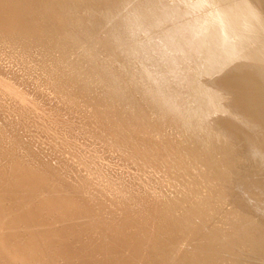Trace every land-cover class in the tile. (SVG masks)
I'll list each match as a JSON object with an SVG mask.
<instances>
[{"label":"bare ground","instance_id":"6f19581e","mask_svg":"<svg viewBox=\"0 0 264 264\" xmlns=\"http://www.w3.org/2000/svg\"><path fill=\"white\" fill-rule=\"evenodd\" d=\"M129 2H130V0H128ZM133 1H135V0H133ZM141 1H143V0H141ZM183 1V0H182ZM184 1H186V0H184ZM196 1V0H195ZM198 1V0H197ZM196 1V2H197ZM229 1H232V0H229ZM239 1V0H238ZM129 2H128V4H129ZM146 2V3H145ZM187 2V1H186ZM185 2V3H186ZM190 2V1H189ZM189 2H187V3H189ZM191 2L192 3H194L192 0H191ZM204 2H205V0H204ZM223 2H227V0L226 1H224L223 0ZM153 3V4H152ZM187 3H186V5H183L182 7L184 8V6L186 7L187 6ZM235 3H236V1H235ZM242 3V2H241ZM240 3V4H241ZM205 4V3H204ZM222 4H224V3H221V5ZM226 4V3H225ZM232 4H234V1H233V3H230V5H232ZM236 4H239V3H236ZM240 4L238 5V6H240ZM126 5V6H125ZM198 5H200V4H198ZM188 6H190V4H188ZM192 7L194 6V5H191ZM190 6V7H191ZM200 6H202V5H200ZM199 6V7H200ZM223 6V5H222ZM227 6H229V3L227 4ZM233 6L234 5H232L231 6V8H233ZM236 7H237V5H235ZM195 7H196V5H195ZM194 7V8H195ZM225 7V6H224ZM133 8L135 9V10H133ZM139 8V9H138ZM182 8V9H183ZM196 8H198V6L196 7ZM195 8V9H196ZM226 8V7H225ZM132 9V10H131ZM138 9V11L136 12V10ZM181 9V10H182ZM199 9V8H198ZM197 9V10H198ZM239 10V9H238ZM143 13H142V12ZM232 11H234V10H232ZM129 12H130V14H129ZM217 12V11H216ZM242 11H240V12H238V15L241 13ZM244 13V12H243ZM243 13H241V15L242 16H244V14ZM246 13V12H245ZM217 15H215L216 17H218V13H216ZM247 14V13H246ZM138 15H140V16H138ZM220 15H222L221 13H220ZM219 15V16H220ZM230 15V14H229ZM237 15V14H236ZM237 15V16H238ZM240 15V16H241ZM127 16H128V19H130L131 20V24H129V23H127L128 22V20H127ZM166 10H164V5H163V3H162V1L161 0H155V1H151V2H149V0L148 1H146V0H144V2H143V4L142 3H138V2H136L135 1V4H133L132 3V6H127V2H126V0H0V57H1V53H4L5 51H7V52H5V53H10V56L12 55V56H15V55H13V54H16L17 55V57H18V61L20 62L21 60H20V57L22 56L23 57V55L25 56V58L23 57V59H26L25 60V63H24V68L23 69H25V66H27V68L26 69H32L31 71H35V73L36 72H38L39 73V75L41 74V76L42 75H45L46 76V78L48 77L49 79H50V84L52 83V84H55V85H50V87H52V89H53V87L54 86H56V87H58V90H59V92H60V94H61V92H63L64 90V88L65 87H70L69 89H73L74 87H76L75 89H73V91H75L77 88V90L78 91H80V89L82 90V91H80V92H76V93H78V94H75L76 96L78 95V97L79 98H81L82 99V101H80L79 99H76V100H79V102H85L86 103V101H87V103L90 105V106H93L94 108H101L102 110H99V109H97V111L99 110L100 112H98V113H100V114H102L104 111V114H103V120H106V119H104L105 118V115H106V117H108V120L107 121H109V120H111L114 116L116 117V115L118 114L119 115V113L116 111V110H118L119 111V109L118 108H123V107H118L117 109L115 108V107H117L116 105H115V107H113L114 106V104L116 103V99H118V98H121L123 95L120 93V92H122V91H120V90H122V88L123 87H127L125 84L126 83H133V81H139V80H143V78H141V77H144V76H142L141 75V79L139 78H137V79H135V80H133L132 81V77L131 76H133V71L131 72L132 74L130 75V69H133L132 67H133V65H134V63L136 62L135 61V59L136 60H139V58L141 57V55H139L138 57V59L135 57V59H134V54L137 52V50H139L140 52H141V54L143 55V53H144V49H147L146 51H156V50H158V49H156L157 47V44H155L154 46H152V43L151 44H148V45H144V48H143V46H140V44L138 45V39H140V40H142V36H143V39L144 38H146V36H144V33H146V32H153V30H155V29H150V30H146L145 32L143 31V28H150V27H154L155 25H157V23H158V25H160L159 23L161 22V20H163V19H166ZM235 16V15H234ZM236 16V18H238ZM242 16H241V18H242ZM130 17V18H129ZM221 17V16H220ZM227 17V15L226 16H224L223 15V18H226ZM230 17V16H229ZM245 18H243V19H245V21H247L246 20V16H244ZM222 18V19H223ZM228 18V17H227ZM240 18V17H239ZM238 18V19H239ZM241 18L239 19V20H237L235 23L237 24V25H239L238 23H240V22H242V21H240L241 20ZM168 19V18H167ZM231 19V18H230ZM242 19V20H243ZM218 20H219V18H218ZM221 20V19H220ZM232 20V19H231ZM235 20V18L232 20V22ZM127 21V22H126ZM165 21V20H164ZM225 21H229V19L228 20H225ZM124 22H126L125 24H124ZM130 22V21H129ZM172 22V21H171ZM227 22H225L226 24H228ZM165 23H166V21H165ZM169 24H170V22H168ZM174 24L176 23V21L175 22H173ZM173 23H171V25L169 26V27H171L172 28V26L174 27L175 25H173ZM229 23H231V21L229 22ZM243 23H245V22H243ZM243 23L241 24V25H243ZM248 23V22H247ZM124 24V25H123ZM155 24V25H154ZM162 24V23H161ZM167 24V23H166ZM169 24H167V25H169ZM235 24V25H236ZM158 25H157V27H158ZM229 25V24H228ZM231 25H233L232 23H231ZM163 26V25H162ZM210 26L211 25H209L208 26V28H210ZM143 27V28H142ZM167 27V26H166ZM203 27V26H202ZM202 27H201V29H202ZM242 27V26H241ZM240 27V28H241ZM244 27V26H243ZM165 28V27H164ZM177 28V27H176ZM175 28V29H176ZM179 28V27H178ZM205 28V27H204ZM203 28V29H204ZM208 28H207V30H208ZM232 28H234V29H237L234 25H233V27ZM231 28V29H232ZM238 28H239V26H238ZM240 28H239V30H240ZM157 29V28H156ZM169 28H166V31L168 30ZM173 29V28H172ZM200 29V30H201ZM212 29V28H211ZM152 30V31H151ZM174 30V29H173ZM173 30H168V34L166 33V31H164V32H162V34H161V37L160 36H157V37H160L159 38V40L157 41V42H161L162 43V46L160 45V49H163L161 52L165 55V54H167V52L169 51H172L171 50V46H170V43H169V41L171 42V40H168V36L170 35H172L171 34V32L173 31ZM233 30V29H232ZM162 31H163V29H162ZM180 31V30H179ZM211 31V30H210ZM209 31V32H210ZM235 31V30H234ZM160 31H158V33L157 34H155V33H153V34H155V35H158V34H160L159 33ZM177 31H175L174 32V34L176 33ZM233 32V31H232ZM236 32H237V34H238V31L236 30ZM240 32H241V30L239 31V34H240ZM178 33V32H177ZM181 33V32H180ZM201 33V32H200ZM208 33V32H207ZM234 33V32H233ZM143 34V35H142ZM148 33H146V35H147ZM182 34V33H181ZM210 34V33H209ZM236 35V34H235ZM242 35V34H241ZM240 35V36H241ZM153 36V35H152ZM169 36V37H170ZM173 36V35H172ZM175 37L177 36L176 34L174 35ZM179 36V35H178ZM186 37H187V35H185ZM240 36H239V38L238 39H240ZM156 37V38H157ZM202 37V36H201ZM200 37V38H201ZM242 37V36H241ZM180 38V37H179ZM194 38V37H193ZM209 38H212V37H209ZM208 38V39H209ZM148 39H149V37H148ZM161 39V40H160ZM174 39V38H173ZM177 39V38H176ZM180 39H182V38H180ZM180 39H178V40H180ZM205 39H206V37H205ZM222 39V38H221ZM223 39H225V38H223ZM241 39H243V37L241 38ZM139 40V41H140ZM147 40V39H146ZM195 40L196 39H194V42H195ZM199 40H201V39H199ZM210 40V39H209ZM208 40V41H209ZM228 40V39H227ZM226 40V43L225 44H227V41ZM237 39H235V41H236ZM175 41V40H174ZM173 41V42H174ZM183 41H185V40H183ZM182 40H181V42H183ZM189 41V40H188ZM207 41V42H208ZM213 41V40H212ZM214 41H217V40H214ZM213 41V43H215ZM220 41H223V40H220ZM225 41V40H224ZM231 41V40H230ZM242 41V40H241ZM143 42V41H142ZM173 42H171V44H174ZM176 42V41H175ZM179 42V41H178ZM175 43L176 45H179V43H181V42H179V43ZM193 41H191V42H189L191 45H193V43H194ZM199 42H201V41H199ZM233 42V41H232ZM232 42H231V44H232ZM236 42H238V40L236 41ZM236 42H235V44H236ZM144 43V42H143ZM146 43H148V40L146 41ZM150 43V42H149ZM165 43V44H164ZM224 43V42H223ZM222 43V44H223ZM229 43V42H228ZM245 43H246V41H245ZM248 43V42H247ZM145 44V43H144ZM183 44H185V43H183ZM216 44L218 45V43L216 42ZM215 44V45H216ZM241 44V43H240ZM243 44V43H242ZM249 44V43H248ZM247 44V45H248ZM158 45H159V43H158ZM182 45V44H181ZM181 45H180V47L179 48H183L184 47V45H183V47H181ZM188 45V44H187ZM202 45V44H201ZM215 45H212V47L213 46H215ZM221 45V44H220ZM224 45V44H223ZM222 45V47H224ZM239 45V44H238ZM252 45V44H251ZM174 45H172V47H173ZM200 46V45H199ZM226 47L228 46V45H225ZM229 46H230V44H229ZM233 46V44L231 45V47ZM241 45H239V46H237V48H238V50L237 51H239V47H240ZM243 46V45H242ZM242 46H241V48H242ZM246 46V45H245ZM147 47V48H146ZM178 47V46H177ZM187 47V46H186ZM193 47H194V45H193ZM196 47V46H195ZM218 47V46H217ZM219 47H221V46H219ZM249 47V46H248ZM251 47V46H250ZM254 47V46H253ZM159 48V47H158ZM200 48V47H199ZM198 48V49H199ZM216 48V47H215ZM240 48V49H241ZM256 48V47H255ZM173 49V48H172ZM193 49V48H192ZM196 49V48H195ZM219 49V48H218ZM229 49V48H228ZM228 49H227V51H228ZM235 49H236V45H235ZM182 50V49H181ZM181 50H178V51H181ZM184 50V49H183ZM197 50V49H196ZM211 50H213V49H211ZM220 51H221V48L219 49ZM217 51V49H216V52L215 53H217L218 52V54H220L219 52L220 51ZM223 50H226V49H224L223 48ZM230 50V49H229ZM242 50V49H241ZM240 50V51H241ZM145 51V52H146ZM165 51H167L166 53H165ZM199 51H201V50H199ZM239 51V52H240ZM152 52V53H153ZM161 52H159V55H160V53ZM174 52V51H173ZM184 53H185V50L183 51ZM212 52V51H211ZM214 52V51H213ZM212 52V53H213ZM225 52V51H224ZM231 52H232V50H231ZM233 52H234V50H233ZM232 52V53H233ZM247 52V51H246ZM246 52H244L243 51V53H245L246 54ZM251 52H252V49H251ZM156 53V52H155ZM172 53V52H171ZM170 53V54H171ZM175 53V52H174ZM177 53V52H176ZM188 53V52H187ZM214 53V55L215 56H217L216 54ZM235 53L237 54V55H239L237 52H234L233 54H234V56H236L235 55ZM249 52H247V54H248ZM138 53H136V55H137ZM140 54V53H139ZM151 54V53H150ZM154 54V53H153ZM191 54V53H190ZM211 54V53H210ZM226 54V53H225ZM240 54H242V53H240ZM246 54V55H247ZM253 54H254V52H253ZM148 55V54H147ZM157 55V54H156ZM174 55V54H173ZM177 55H180V54H177ZM176 55V56H177ZM184 55V54H183ZM182 55V56H183ZM187 55H189V54H187ZM200 55V54H199ZM214 55H212V57L214 56ZM229 55V54H228ZM251 55V54H250ZM249 55V56H250ZM7 56H9L8 54H5V57L4 58H7ZM153 56V58H154V55H152ZM151 56V57H152ZM161 56V55H160ZM170 56H172V55H170ZM185 56V55H184ZM194 56V55H193ZM202 55H200V56H198V57H201ZM214 56V57H215ZM219 56V55H218ZM217 56V57H218ZM225 56V55H224ZM223 56V57H224ZM231 56V55H230ZM240 56H242V55H240ZM150 57V58H151ZM162 57H163V55H162ZM161 57V58H162ZM166 59L169 57V55L168 56H164ZM178 57V56H177ZM181 57V56H180ZM187 57V56H186ZM189 57H192L191 55L189 56ZM187 58V59H190V58ZM194 57H197V54L194 56ZM197 57V58H198ZM211 57V56H210ZM222 58V56H219L218 58ZM229 56H227V57H225L227 60L229 59V58H231V57H229ZM237 57V56H236ZM236 57H233V59L235 58L236 59ZM9 58V57H8ZM15 58H16V56H15ZM14 58V59H15ZM158 58H159V56H158ZM158 58L156 57V60H157V62H158ZM161 58H159V59H161ZM171 58V57H170ZM196 58V59H197ZM225 58L223 59V60H225ZM10 59H12V57L10 58ZM10 59H8V62H10L9 60ZM17 59V58H16ZM22 59V60H23ZM144 59V58H143ZM143 59H141V60H143ZM166 59H164V60H166ZM193 58H191L190 60H192ZM195 59V58H194ZM194 59H193V61H194ZM198 59H200V58H198ZM242 59V58H241ZM3 60V59H2ZM7 61V59H4L3 61ZM13 60V59H12ZM171 60V59H170ZM186 60V59H185ZM185 60H184V62H185ZM231 60V59H230ZM2 61V64L4 63ZM16 61V60H15ZM134 61V62H133ZM140 61V60H139ZM139 61H138V63H137V65L139 64ZM155 61V60H154ZM161 61V60H160ZM168 61V60H167ZM196 62H197V64L196 65H199V64H202V62L200 61V63L198 64V61L199 60H195ZM194 61V62H195ZM237 61H239V60H237ZM243 60H241V62H242ZM17 62V61H16ZM16 62L14 63V64H16ZM24 62V61H23ZM132 62H133V65H132ZM141 62H143V61H141ZM153 61H152V59H151V63H152ZM189 62V61H188ZM193 62V64L195 65V63ZM227 62V61H226ZM231 62H233L232 60H231ZM234 62H235V60H234ZM13 62H11V64H12ZM136 63H135V65H136ZM150 63V60L148 61V64ZM154 63L155 64H157L156 66L154 65ZM161 63L162 62H160V65H161ZM163 63H164V61H163ZM162 63V64H163ZM171 63V64H170ZM170 65H172V62L170 61ZM183 63V62H182ZM192 63V62H191ZM190 63V64H191ZM221 63H223V62H221ZM220 63V64H221ZM229 63H230V61L228 62V63H226V64H228L229 65ZM2 64H0L1 66H2ZM8 64V63H7ZM10 64V65H11ZM158 64L159 63H156V62H153V64H151V65H154V67H155V69H154V67L152 68V66L151 67H149V68H151L152 70L150 71V69H149V71H148V68H147V71L151 74V75H149V76H151V78H153V79H151V80H155V81H158V82H160L161 84H162V82H163V84H164V82L165 83H167L165 80L163 81V78L160 76V75H162V74H160V71L162 70L161 68H159L158 67ZM165 64V63H164ZM167 64H168V62H167ZM169 64H168V70H169ZM178 64V63H177ZM205 64V63H204ZM204 64H202L203 66H205V68H206V66H209L210 64L209 63H207L206 65H204ZM219 64V65H220ZM223 64H225V62L223 63ZM225 64V65H226ZM231 64V63H230ZM233 64V63H232ZM236 64H237V62H236ZM241 63H239L238 64V66L240 65ZM4 66H5V64H3ZM17 65V64H16ZM16 65H15V67H16ZM22 65H23V63H22ZM189 65V64H188ZM195 65V66H196ZM224 65V66H225ZM234 65V64H233ZM233 65H230L231 67H233ZM243 65H245V63L244 64H242V66ZM0 66V70L1 69H3L2 67ZM3 66V67H4ZM6 66H9V65H6ZM6 66H5V68H6ZM12 66V65H11ZM132 66V67H131ZM139 66H141V67H143V65H138V67ZM150 66V65H149ZM167 66V65H166ZM173 66H174V63H173ZM172 66V67H173ZM179 66H181V65H179ZM195 66H194V68H195ZM202 66V67H203ZM223 65L221 66V67H224ZM241 66V67H242ZM14 67V66H13ZM17 67H18V65H17ZM19 67H20V65H19ZM18 67V69L19 70H22L21 68H19ZM136 69L135 70H137V67L136 66H134ZM160 67H162V66H160ZM176 67V66H175ZM174 67V68H175ZM178 67V66H177ZM197 67V66H196ZM201 67V68H202ZM220 67V66H219ZM226 67V66H225ZM235 67H236V65H235ZM240 67V66H239ZM241 67H240V69H241ZM8 68V67H7ZM161 69L160 71L159 70H157V69ZM164 68V67H163ZM166 68V67H165ZM164 68V69H165ZM167 68H166V70L165 71H167L168 72V70H167ZM171 68V67H170ZM180 68L182 69V67H179V70H180ZM197 68H199V67H197ZM209 68H210V66H209ZM216 68V67H215ZM214 68V69H215ZM227 69H228V67H226ZM230 68V67H229ZM237 68V67H236ZM244 68H246V67H242V70H244ZM9 69H10V66H9ZM9 69H8V71L7 70H5L6 71V76L8 75L9 76V73H10V75L12 76L13 74H11V70H10V72H9ZM18 69H16V70H18ZM25 69V70H26ZM139 69V68H138ZM177 69V68H176ZM183 69H184V66H183ZM182 69V70H183ZM188 69V68H187ZM187 69H186V71H187ZM212 69H213V67L212 68H210V70L212 71ZM213 69V70H214ZM225 69V68H224ZM258 69V68H257ZM262 69H264V68H262ZM141 70V69H140ZM144 70H146V69H144ZM171 70V69H170ZM172 70H173V68H172ZM198 71L200 70V69H197ZM196 69H192L191 71H187V73L185 74L187 77V79H188V82H189V80H190V84H191V80H195L196 82L199 80V79H202L201 77L199 78L198 76L199 75H197L198 73V71H197ZM218 70V69H217ZM220 70H222V69H220ZM226 70V69H225ZM234 70V68L231 70V72ZM238 70V69H237ZM261 70V69H260ZM4 71V69L2 70V72ZM14 71V70H13ZM23 71V70H22ZM29 72H30V70H28ZM139 70H137L136 72H138ZM143 71V70H142ZM142 71H141V73H142ZM164 71V70H163ZM165 71H164V75H168V76H171L170 75V73H172V72H170V73H165ZM176 71H178V70H176ZM219 71V70H218ZM227 71V70H226ZM240 70H238V72H239ZM245 71V70H244ZM2 72H0V73H2ZM7 72H9L8 74H7ZM18 72V71H17ZM17 72H16V74H17ZM20 72V71H19ZM18 72V73H19ZM24 72V71H23ZM22 72V73H23ZM28 72V73H29ZM33 72H32V75H33ZM148 72L146 73L147 74V76H148ZM205 72V71H204ZM207 72H209L208 71V68H207ZM222 72L224 73V71H221V73L219 74V75H221L222 74ZM235 72V71H234ZM237 71H236V73H238ZM4 73V72H3ZM14 73V72H13ZM21 73V72H20ZM19 73V74H20ZM28 73H25V74H28ZM37 73V74H38ZM141 73H138V74H141ZM143 73H145L144 71H143ZM180 73V72H179ZM182 73H183V71H182ZM202 74H204L203 72H201ZM211 73V72H210ZM242 73H244L243 71H241V74ZM15 74V75H16ZM18 74V75H19ZM24 74V73H23ZM30 74V73H29ZM208 75V79H211V80H213V77L211 78V76H209V73H207ZM213 74V73H212ZM228 74V73H227ZM0 75H3V74H0ZM35 75V74H34ZM67 75H69V79L70 80H68L67 79ZM136 75V74H135ZM134 75V76H135ZM173 75H174V77H176V78H178V76H176L175 75V73H173ZM181 75V74H180ZM205 75V74H204ZM203 75V76H204ZM211 75V74H210ZM228 75H230V74H228ZM228 75L227 76H225V78L226 77H228ZM231 75H233V74H231ZM231 75L228 77V78H231ZM234 75H237L236 76V78H238V75H240V74H234ZM262 75H264V74H262ZM3 76H5V75H3ZM3 76L2 77H0V79L1 78H3ZM8 76H7V78H8ZM14 76V75H13ZM20 76H24V75H19V77ZM29 77H30V75H28ZM44 76V77H45ZM73 76V77H72ZM133 76V77H134ZM138 76V75H137ZM136 76V77H137ZM154 76H158L157 78L155 77V79H154ZM201 76V75H200ZM255 76L256 75H254V76H252V77H254L253 79H256L255 78ZM19 77L17 76V77H15L16 78V82H18V84L19 83H21V81L19 80ZM25 77V76H24ZM27 77V76H26ZM35 77H37V75L35 76ZM135 77V78H136ZM181 77V76H180ZM206 77V76H205ZM221 77H222V75H221ZM12 78V77H11ZM31 78H32V76H31ZM30 78V79H31ZM38 78V77H37ZM41 78V77H40ZM146 78V77H145ZM148 78V77H147ZM146 78V80L148 81V80H150V79H147ZM170 78V77H169ZM169 78L168 79H166V80H168L169 81ZM176 78H174L175 80H177L178 81V79H176ZM182 78H183V74H182ZM185 78V77H184ZM189 78H191V79H189ZM233 78V77H232ZM240 78H241V75H240ZM240 78H239V81H242V80H240ZM244 78V77H243ZM248 78V77H247ZM249 78H250V76H249ZM248 78V79H249ZM259 78V77H258ZM261 78V77H260ZM262 78H264V77H262ZM4 79H6V78H4ZM9 79V78H8ZM7 79V80H8ZM13 79H12V81H10L12 84L15 82H13ZM18 79V80H17ZM21 79V78H20ZM33 79V78H32ZM32 79L29 81V82H27V79H26V81L24 80V78H23V80L25 81V82H27L26 84H28V86L31 84V82H32ZM43 76H42V80L41 81H43ZM49 79H47V80H49ZM72 79V80H71ZM73 79H75L74 81H73ZM134 79V78H133ZM157 79V80H156ZM162 79V80H161ZM180 79V78H179ZM203 79H204V77H203ZM222 79V78H221ZM235 79V78H234ZM67 80V81H66ZM131 80V81H130ZM141 80V82L143 83V81ZM180 80H183V79H180ZM185 80V79H184ZM205 80H207V78H205ZM205 80H202V81H200V83L202 82L203 83V81L205 82ZM219 80H220V78H219ZM222 80H224V79H222ZM222 80H221V82H222ZM245 80H246V78H245ZM257 80H259V79H257ZM262 80H264V79H262ZM2 81H4L3 79H2ZM20 81V82H19ZM35 81V80H34ZM37 81V80H36ZM45 81H46V79H45ZM85 81V82H84ZM124 81H126V83L124 82ZM154 81V83H156ZM171 82L173 81L172 79L170 80ZM194 81V82H195ZM215 81V83H216V81L217 80H213V81H211L212 83V88L214 87L213 85H214V82ZM237 81H238V79H237ZM249 81V80H248ZM250 81H251V78H250ZM254 81V80H253ZM253 81H252V83H253ZM256 81V80H255ZM254 81V83H258L259 82V84H260V81H256L255 82ZM15 82V83H16ZM25 82H23L22 81V83L21 84H23V83H25ZM39 82H40V79H39ZM47 82V81H46ZM125 83V84H123L122 85V83ZM140 82V81H139ZM146 82V81H145ZM150 82H152V81H149V83ZM157 82V83H158ZM182 82V81H181ZM185 82L186 83H188L186 80H185ZM195 82V83H196ZM210 82V81H209ZM220 82V81H219ZM224 82H226V81H224ZM244 82V81H243ZM44 83V82H43ZM42 83V84H43ZM79 84V85H76V84ZM148 82L146 83V85L147 84H149ZM174 83V82H173ZM176 83V82H175ZM186 83L184 84V86L186 85ZM193 83V82H192ZM199 83V81L193 86V88L195 87V86H197V84ZM200 83H199V86H197L198 87V89H199V87L200 88H202V90H200V91H198L197 93H199V94H196L198 97H199V100H197L196 102H198V101H202V100H204V101H206V100H208V102L210 101V103H211V99H213L214 97H215V95L217 94H215V92L214 91H216L217 90V86H216V84H215V87H216V90H214V91H212L211 90V92H213V94L214 95H211V92H208L207 90L209 89V87H207L208 85H211L210 83L208 84L207 83V81L205 82L206 84H208V85H206V84H204L203 83V85L202 86H200ZM218 83V82H217ZM241 83V82H240ZM245 83H247V81L245 82ZM251 83V85L253 86V84ZM262 83H264V81H262ZM262 83L259 85L260 87H261V85H262ZM11 84V85H12ZM20 84V85H21ZM26 84H23V85H21L24 89L26 88L25 86H27ZM45 85H46V83H44ZM135 84V82L133 83V85ZM144 84V83H143ZM143 84L141 85V83H138L137 85L138 86H140V87H142L143 86ZM171 84V83H170ZM179 84H181V83H179ZM179 84H175V85H179ZM190 84H188V86L190 85ZM239 84V83H238ZM3 85V84H2ZM2 85H1V88H2ZM7 85H8V83H7ZM17 85V84H16ZM25 85V86H24ZM37 86V83L36 84H34L33 83V86ZM40 85H41V82H40ZM49 85V83H47V85L46 86H48ZM150 85H151V83H150ZM167 85V84H166ZM166 85H165V87H166ZM172 85V84H171ZM170 85V86H171ZM175 85H173V86H175ZM193 85V84H192ZM204 85H206V87L208 88V89H206V91H204L203 90V88H205V86ZM220 85V84H219ZM223 85V84H222ZM224 85H226L225 83H224ZM223 85V86H224ZM244 85H246V84H244ZM251 85H247V86H250L251 87ZM255 85V84H254ZM257 85V84H256ZM255 85V87H257V89H259L258 88V86H256ZM5 87H6V84L4 85ZM14 86V88H15V84L13 85ZM18 86V85H17ZM16 86V87H17ZM28 86H27V88H28ZM33 87V90H36L35 88H37V87ZM39 86V85H38ZM120 86H121V89H120ZM148 86V87H147ZM146 87H147V89L145 88V87H143V89L145 88L146 90H148V92H149V94L148 95H146L147 97L150 95V98H151V96L153 97V93H151L150 94V92H152L153 91V89H151L150 88V90L151 91H149V85H147ZM157 86H159V85H157ZM168 86V85H167ZM182 86V85H181ZM237 87H238V85H236ZM239 86H240V84H239ZM5 87H3V89L5 88ZM42 87V86H41ZM41 87L39 86L38 87V91L41 89ZM64 87V88H63ZM73 87V88H72ZM105 87H107V88H105ZM135 87V86H134ZM130 87V88H127V89H130V90H133V92H134V89L137 87ZM150 87H152V86H150ZM153 87H155L156 88V84H154L153 85ZM164 87V88H165ZM176 87V86H175ZM183 87V86H182ZM186 87V86H185ZM192 87V86H191ZM196 87V88H197ZM210 87V88H211ZM214 87V88H215ZM219 87L220 86H218V89H219ZM226 87V86H225ZM228 88H229V85L227 86ZM241 87V86H240ZM245 87V86H244ZM0 88V90H2L3 91V89H1ZM10 88V85H9V87H8V89ZM12 88V87H11ZM40 88V89H39ZM47 88V87H46ZM139 88V87H138ZM160 88H161V86H160ZM163 88V89H164ZM171 88H172V86H171ZM170 88V89H171ZM189 88V87H188ZM188 88H187V90H185V91H189V93H191L190 92V90H188ZM196 88H194V90H196ZM213 88V89H214ZM228 88H225V89H228ZM242 89H243V87H241ZM16 89H19L18 91H20V86H19V88H15V89H13V91L14 90H16ZM29 89H32L31 87L29 88ZM43 89V88H42ZM49 89V88H48ZM56 89V88H55ZM68 89V88H67ZM66 89V90H67ZM104 89V90H103ZM143 89H140V91L142 92L143 91ZM145 89H144V93H143V95H145L146 93H145ZM167 90L169 89V88H166ZM166 89H164V91L166 90ZM174 89V88H173ZM176 89V88H175ZM178 90H180V89H182V88H180V86L177 88ZM183 89H185L184 87H183ZM182 89V90H183ZM189 89H192V88H189ZM221 89H223L224 90V87H221ZM236 89V88H235ZM235 89H233L234 90V92H236L238 89L240 90V88L238 87V89H236V91H235ZM256 89V90H257ZM262 89H264V87H262ZM5 90V89H4ZM10 90V89H9ZM6 91V92H4L5 93V96H6V93L7 92H9L10 93V91ZM21 90H22V88H21ZM27 89H25V91H26ZM47 90V89H46ZM57 90V89H56ZM63 90V91H62ZM125 90V89H124ZM130 90H129V92H130ZM157 90H159V91H157L158 92V95H159V92H160V89H159V87H157ZM246 90V89H245ZM245 90H242V91H245ZM261 90V89H260ZM28 92L30 91V90H27ZM26 91V92H27ZM37 91V92H38ZM41 91V90H40ZM43 91H45V90H43ZM50 91H52V90H50ZM50 91H49V93H50ZM68 91H70V90H68ZM154 91H156V89L154 90ZM163 91V90H162ZM184 91V92H185ZM197 91V90H196ZM226 91V90H225ZM224 91V92H225ZM231 91V90H230ZM254 91V90H253ZM258 91V90H257ZM262 91V90H261ZM15 92H17V91H15ZM36 92V93H37ZM52 92H54V93H59V92H55V90L54 91H52ZM52 92L50 93V95L52 94ZM67 92V91H66ZM66 92H63L64 94L66 93ZM72 92V91H71ZM125 92H128V90L126 91L125 90ZM125 92H123V93H125ZM137 92V91H136ZM141 92H139V94L137 93L136 94V96L135 97H137V95H142V94H140ZM168 92V91H167ZM169 92H171L172 93V90L171 91H169ZM166 93L167 95H163V97L161 98L162 99V101H160V102H158L157 100H156V102H152L151 103V99H149L150 100V102L149 103H151L150 104V109H149V111L150 110H152V108H153V112L154 111H156L157 110V112H158V114H159V112H161L162 114H164V113H166V111L168 110V111H170L169 109L171 108V107H173V108H175V109H178L179 110V112L181 111L182 113L183 112H185V110H186V108H187V103L186 102H184V100H181L182 98L180 97V99L179 98H177L176 99V97L177 96H179V95H177L176 96V94L173 96V97H175V99H172V101H170V97L168 96V94L170 95V93ZM176 92H177V90H176ZM175 92V93H176ZM182 93H183V91H181ZM218 92H220V90L218 91ZM222 92V91H221ZM224 92H222V93H224ZM239 92V91H238ZM241 92V91H240ZM240 92H239V95H240ZM248 92V91H247ZM247 92L245 93V94H247ZM259 92V91H258ZM0 93H2V92H0ZM4 93H3V96L2 97H4ZM48 93V94H49ZM68 93V92H67ZM131 93V92H130ZM129 93V94H130ZM174 93V92H173ZM181 93V96L182 95H184V94H182ZM192 93L194 94V92H193V90H192ZM191 93V94H192ZM196 93V92H195ZM227 93H228V95H229V91L227 90ZM231 93H232V91H231ZM252 93H254V92H252ZM262 93H264V92H262ZM8 94V93H7ZM33 94V93H32ZM73 94V93H72ZM121 94V95H120ZM134 94H135V92H134ZM165 94V93H164ZM177 94H179V93H177ZM226 94V93H225ZM235 94V93H234ZM259 94H261L260 92H259ZM258 94V95H259ZM14 95V97H15V93L13 94ZM18 93H17V95H16V99H17V97H18ZM35 95V94H34ZM43 95V94H42ZM47 95V94H46ZM46 95H44V96H46ZM54 95V94H53ZM113 95V96H112ZM125 95V94H124ZM142 95V96H143ZM155 95H157V94H155ZM157 95V97H159ZM173 95V94H172ZM187 95V94H186ZM186 95H184L185 97H187ZM222 95V94H221ZM231 95V94H230ZM232 95H233V93H232ZM231 95V96H232ZM244 95V94H243ZM257 95V94H256ZM1 96V95H0ZM8 96V95H7ZM11 96H12V94H11ZM26 95H24V97H25ZM31 96V95H30ZM33 96V95H32ZM31 96V97H32ZM37 96H40L39 94L37 95ZM43 96V97H44ZM56 96V95H55ZM54 96V97H55ZM58 96H64V95H58ZM66 96H67V94H66ZM65 96V97H66ZM73 96V95H72ZM83 96H84V98H83ZM116 96V97H115ZM126 96V95H125ZM130 96H132L131 94H130ZM162 96V95H161ZM169 98H168V97ZM194 96V95H193ZM220 96V95H219ZM238 96V95H237ZM8 97H10V95L8 96ZM8 97H4V98H1L0 97V100L2 101V99H5L4 101H6V99L8 98ZM19 97H20V95H19ZM27 97V96H26ZM25 97V100H26V102H27V99L29 100L31 97H28V98H26ZM36 97V96H35ZM42 97V96H41ZM46 97H48V95L46 96ZM65 97H64V101H65ZM69 97H71V95L70 96H67V98H69ZM111 97H115V98H113V99H115L114 101V104L112 103V98ZM139 97V96H138ZM137 97V98H138ZM141 97V96H140ZM147 97H145L146 99H147ZM183 97V96H182ZM188 97H190V98H193V97H191L190 96V94H189V96ZM188 97H187V99H188ZM236 97V96H235ZM242 97V96H241ZM245 96H243V98H244ZM247 97L248 96H246L245 98L247 99ZM33 98V97H32ZM31 98V99H32ZM49 98H50V96H49ZM53 98V97H52ZM75 98V97H74ZM111 98V101L110 100H108V99H110ZM132 98H133V96L131 97V99H130V97L128 98L127 96H126V100L127 101H129V100H132ZM166 98H168V99H166ZM184 98V97H183ZM215 98H218V100L215 102V99H214V101H213V103L215 102V103H217L218 101H219V97H215ZM221 98V97H220ZM239 98H240V96H239ZM245 98H244V100H245ZM252 98H255V97H252ZM10 99H12V98H10ZM16 99L14 100V99H12L13 100V102L11 103V101L9 100V98L7 99V100H9V104H10V106H11V104H13L14 102V104H17L16 103ZM20 99V98H19ZM31 99L29 100V102L31 101ZM34 99V98H33ZM32 99V100H33ZM36 99V98H35ZM41 99V98H40ZM39 99V100H40ZM45 99V98H44ZM54 99V98H53ZM53 99H52V101H53ZM144 99V98H143ZM153 99H156V98H153ZM158 99V98H157ZM194 99V101L197 99L196 97L195 98H193ZM223 99H225V96L224 97H222V99L221 100H223ZM249 99V98H248ZM250 99H251V97H250ZM257 98H255V100H256ZM36 100H38V99H36ZM38 100V102L36 101V103L38 104V105H40L39 104V101ZM48 100V99H47ZM50 100V99H49ZM58 100H59V98H58ZM57 100V102H58V106H59V101ZM60 100H62V98L60 99ZM68 100H70V98L69 99H67L66 100V103H68L67 101ZM75 100V99H74ZM84 100H86V101H84ZM121 100H123V99H120V101ZM125 100V99H124ZM123 100V101H124ZM125 100V101H126ZM139 101H141V103H143V101H142V99L140 100V99H138ZM181 100V101H180ZM192 100V99H191ZM228 101V98H226L225 99V102H227ZM235 100V99H234ZM252 100V99H251ZM0 101V102H1ZM3 101V102H4ZM18 101V100H17ZM21 102H24L23 100H20ZM41 101H42V99H41ZM51 101V102H52ZM56 101V100H55ZM63 101V102H64ZM110 101V102H109ZM118 101H119V99H118ZM119 101V102H120ZM138 101V102H139ZM145 101V100H144ZM154 101V100H153ZM185 103V105H184V103ZM185 101H188L189 102V100H186L185 99ZM193 101V100H192ZM229 101H230V99H229ZM229 101H228V103H229ZM233 101V100H232ZM230 101V103H232V105H233V102H235V101ZM236 101H237V97H236ZM241 100H239V102H240ZM258 101V100H257ZM256 101V102H257ZM260 101V100H259ZM3 102H1V103H3ZM18 103L17 105L18 106H21L22 105V103ZM25 102V103H26ZM29 102H27V103H29ZM32 102V101H31ZM45 102H46V100H45ZM44 102V103H45ZM75 102V101H74ZM73 102V103H74ZM78 102V103H79ZM130 102V101H129ZM137 102V101H136ZM208 102H204L205 104L206 103H208ZM238 102V101H237ZM241 102H243V101H241ZM246 102V101H245ZM261 102H264V101H261ZM7 102H4V105L6 104ZM23 104V105H27V103L26 104ZM71 104H73L72 102H70ZM87 103H86V105H87ZM108 103H112L113 105H111V107L112 108H115V109H113V110H111L110 109V105L108 104ZM120 103H123L122 101L120 102ZM120 103H118V104H120ZM125 103V102H124ZM146 103V102H145ZM192 103V102H191ZM200 103V102H199ZM203 103V102H202ZM201 103V104H202ZM209 103V104H210ZM215 103L213 104L214 106H215ZM219 103V102H218ZM217 103V104H218ZM221 103V102H220ZM230 103H229V105H228V107L230 106ZM247 103L248 102H246V103H243V104H245V105H247ZM253 103H255V101L253 102ZM20 104V105H19ZM31 104V103H30ZM29 104V105H30ZM37 104L34 106L33 105V103H32V105H33V107L35 108L36 107V109L38 108V106H37ZM41 104H43V103H41ZM46 105L48 104V103H45ZM61 104H62V102H61ZM69 104V103H68ZM75 104V103H74ZM73 104V105H74ZM81 105H82V103H80ZM128 104V103H127ZM137 104H139V103H137ZM136 104V105H137ZM144 104V103H143ZM190 104V103H189ZM195 104H197V103H195ZM194 104V105H195ZM212 104V103H211ZM222 104V103H221ZM237 104V103H236ZM239 104V103H238ZM240 104H242V103H240ZM252 104V103H251ZM250 104V105H251ZM258 104V103H257ZM262 104V103H261ZM16 105V108L18 107ZM32 105H30V106H26V107H28V108H26V110L28 111V109L29 110H35V109H33V108H31L32 107ZM52 105H55L56 106V109L58 110V112L59 111H61L63 108H61L60 110L58 109L59 107H57V105L56 104H54V103H52ZM66 105V104H65ZM70 105V104H69ZM72 105V106H73ZM76 105H78L77 103H76ZM76 105L74 106V107H76ZM89 105H88V108H90L89 107ZM129 105V104H128ZM128 105H124V104H122V106H124L125 108L126 107H129ZM130 105H131V103H130ZM140 105V104H139ZM193 105V104H192ZM194 105L192 106L193 108H196V107H194ZM200 105V104H199ZM198 104L197 105H195V106H197V108H199L200 106H199ZM223 105V104H222ZM227 105V104H226ZM244 105V106H245ZM249 104H248V106H250ZM259 105V104H258ZM258 105H256L255 104V108L254 109H256L257 108V106ZM262 105H264V104H262ZM1 106H3V104H1ZM7 106V105H6ZM6 106H3V111L1 110L0 112H7V116H9V115H11L12 114V117L10 118L9 117V120L11 119H15L14 121L18 124V125H20L21 123H18L17 121L18 120H20V119H22L23 118V116L24 117H26L27 115H25L24 113H23V115H22V112H19V114L21 113V117L19 116V115H17L16 117H17V119H18V116L20 117L18 120H16V118H14V116H13V111H11V114L10 113H8V111L7 110H9V108H10V106L9 107H6ZM12 106H15V105H12ZM12 106H11V108L10 109H14V108H12ZM24 106V107H25ZM47 106H50L51 107V104L50 105H47ZM63 107H64V103H63V105H62ZM61 106V107H62ZM71 105H70V107H72ZM84 106V108H85V105H83ZM147 106H149L148 104H147ZM191 106V105H190ZM189 106V107H190ZM199 106V107H198ZM205 106V105H204ZM211 106V105H210ZM213 106V107H214ZM235 106V105H234ZM241 105H238V106H236V107H240ZM261 106V105H260ZM30 107V108H29ZM39 107H41V105L39 106ZM42 107H43V105H42ZM41 107V108H42ZM52 107H54V106H52ZM66 107H68V105H66ZM66 107H65V109H66ZM81 107V106H80ZM80 107H79V109H80ZM92 107V108H93ZM139 107H141V106H139ZM138 107V108H139ZM203 107V106H202ZM207 107H209V105L207 106ZM213 107H210V109L212 108L213 109ZM216 107V106H215ZM214 107V108H215ZM227 107V108H228ZM236 107H235V109H236ZM246 107V106H245ZM250 107H252V106H250ZM261 107H264V106H261ZM261 107H259L260 109H261ZM5 108H7L6 110H5ZM23 108V106L20 108V109H22ZM44 109H45V106L43 107ZM48 108L49 107H47V110H48ZM81 108H83V107H81ZM83 108V110L82 109H80V110H82V111H84L85 109ZM137 108V109H138ZM204 108H206V106L204 107ZM222 108H224V107H222ZM226 108V109H227ZM230 108V107H229ZM233 108V107H232ZM241 108V107H240ZM253 108V107H252ZM251 108V109H252ZM1 109V108H0ZM44 109H42L43 110V112H44ZM55 108H54V110H56ZM71 109H73V108H71ZM75 110H76V112L77 113H81V112H78V107H77V109L76 108H74ZM110 109V110H109ZM142 109V108H141ZM141 109H138V110H141ZM143 109H145V111L147 110V108H144L143 107ZM175 109H173V110H175ZM188 109V108H187ZM207 109V108H206ZM209 109V108H208ZM209 109V110H210ZM218 109V108H217ZM242 109V108H241ZM247 109V108H246ZM245 109V110H246ZM251 109H249L248 111H251ZM258 109V108H257ZM17 109H15L14 110V112L16 111ZM23 110H25V109H23ZM23 110H20V111H23ZM39 112H33V111H31L32 113H34V114H32L31 112H28V113H30L31 115H34V117H35V119H37L38 120V118H36V114L37 113H40L41 112V109H37ZM52 110V111H51ZM64 110V109H63ZM63 110L61 111L62 113H65V112H63ZM75 110H74V112H75ZM79 110V111H80ZM88 110L89 109H87L86 108V110L84 111V112H88ZM121 110V109H120ZM122 110H125L126 111V109H122ZM121 110V111H122ZM189 110V109H188ZM187 110V111H188ZM195 110H198V109H195ZM195 110H194V112H195ZM201 110H203L202 108H201ZM219 110V109H218ZM218 110H216V111H218ZM17 111H19V109L17 110ZM27 111H24L25 113L27 112ZM36 111V110H35ZM49 111L50 112H53V109L51 108H49ZM69 111L70 110H68V113H69ZM121 111H119L120 113H121ZM177 111V110H176ZM189 111H191V109L189 110ZM188 111V112H189ZM198 111H200V110H198ZM214 111V110H213ZM230 112H231V109L229 110ZM239 111V110H238ZM241 111H243L242 113H244V109H242ZM240 111V112H241ZM49 112V113H50ZM55 112V111H54ZM93 112V111H92ZM92 112L90 113V114H92ZM102 112V113H101ZM116 112H117V114H116ZM124 112V111H123ZM130 112V111H129ZM133 112V111H132ZM144 112V111H143ZM141 113V114H143V117H144V113ZM170 112H172V111H170ZM178 112V113H179ZM194 112H190V113H194ZM203 112V111H202ZM221 112V111H220ZM245 112H247V111H245ZM255 112V111H254ZM262 113H264V111H261ZM0 114V116H2L3 114ZM15 113H17V112H15ZM14 113V114H15ZM27 113V114H28ZM47 113V112H46ZM61 113V114H62ZM71 113H73V112H71L70 111V114ZM76 113V114H77ZM95 113V112H94ZM93 113V114H94ZM126 113H128V111H126ZM134 113V112H133ZM139 113V112H138ZM137 113V114H138ZM140 113L138 114V115H140ZM169 113V112H168ZM172 113H174V112H172ZM171 113V114H172ZM190 113L188 114L190 117H191V115H190ZM201 113V112H200ZM206 113V112H205ZM205 113H202V114H204V116L203 115H201L200 116V118L202 119V118H204L205 117ZM208 113H209V111H208ZM208 113H207V117H209L210 116V114H209V116H208ZM222 113V112H221ZM224 113V112H223ZM256 113H258V111L256 112ZM4 114H6V113H4ZM30 114H28L29 116H30ZM50 114H52V113H50ZM49 114V116L50 117H52L51 115ZM54 114V113H53ZM56 114V113H55ZM58 114V113H57ZM56 114V115H57ZM60 113H59V118H61V117H63L62 115H61ZM66 114H67V112H66ZM66 114H65V117L66 118H68L69 116H70V114L68 115L67 114V116H66ZM73 114H75V113H73ZM71 115V116H75V115ZM82 114V116L80 115L79 117L81 118V117H83V116H85V117H88L89 118V116H86L85 115V113H84V115H83V112L81 113ZM89 114V113H88ZM97 113H95V115H96ZM125 114V113H124ZM136 114V113H135ZM136 114V115H137ZM158 114L156 115V116H158ZM171 114L169 115V116H171ZM184 114V113H183ZM198 114V113H197ZM216 114V113H215ZM225 114V113H224ZM233 114V113H232ZM235 114V113H234ZM234 114L232 115V116H234ZM247 114V113H246ZM39 116H40V114H38ZM43 115H46L45 113L43 114ZM117 115V116H118ZM127 115V114H126ZM166 115V114H165ZM165 115H162V116H165ZM174 115H176V113L174 114ZM195 115V114H194ZM198 115H200V114H198ZM226 115V114H225ZM225 115H223V116H225ZM240 116L242 115V114H239ZM262 115H264V114H262ZM3 116H5L6 117V115H3ZM29 116H28V118L26 119L25 118V120L28 122V123H30V119H32L31 117H30V119H29ZM41 116H42V113H41ZM69 117L68 119H69V122H70V128L69 129H71V124L73 123L72 122V117ZM97 116H99V114L97 115ZM102 116V115H101ZM101 116H99L98 118H100ZM122 116H123V113L120 115V116H118V117H120L121 118V120H123V118H122ZM132 116H133V114H132ZM132 116H129L128 115V117L131 119V118H133V121L134 120H136V122H137V119H135L134 117H132ZM141 116V115H140ZM168 115H167V117H168V119L169 120H167V122H169L171 119H172V117H171V119H170V117H169ZM173 116V115H172ZM179 116V115H178ZM183 116V115H182ZM195 116H197V115H195ZM203 116V117H202ZM221 116V115H220ZM219 116V117H220ZM227 116V115H226ZM231 116V115H230ZM230 116H228V117H230ZM259 115H257V117H258ZM43 117V116H42ZM56 117V116H55ZM65 117H63L65 120H66V118ZM76 117V116H75ZM96 117V116H95ZM114 117V118H115ZM139 117V116H138ZM167 117H165V118H167ZM186 117H188V116H186ZM217 117H218V115H217ZM216 117V118H217ZM219 117L216 119V122H217V120L219 119ZM242 117H244V116H242ZM260 117V116H259ZM46 118H49L48 117V114H47V117H45V119ZM58 118V119H59ZM76 118H78V117H76ZM79 118V119H80ZM91 118V117H90ZM89 118V119H90ZM94 118V117H93ZM92 118V119H93ZM97 118V119H98ZM102 118V117H101ZM110 118V119H109ZM129 118H126L125 116H124V119L126 120V119H128L129 120ZM146 118V117H145ZM158 118H161L160 116L158 117ZM164 118V119H165ZM179 118H180V116H179ZM183 119L185 118V117H182ZM182 118H180L181 120H182ZM189 118V117H188ZM192 118V117H191ZM194 119H195V121H197V118H195V117H193ZM215 118V117H214ZM239 118V117H238ZM2 119H3V117H2ZM1 118H0V120L2 121L1 123H2V125H1V127L2 126H5V125H3V123H4V121L3 120H5V119H3L2 120ZM8 119V118H7ZM6 119V123H8L9 122V120H7ZM24 119V118H23ZM40 119V122H42L41 120H42V118L40 117L39 118ZM45 119H43V124L45 125V126H43L44 128L45 127H47V126H49V124H45ZM52 119V118H51ZM56 118H54V116H53V119L52 120H55ZM58 119H57V121H58ZM62 119V118H61ZM68 119H67V121H68ZM70 119H71V121H70ZM78 119V120H79ZM86 119V118H85ZM85 119H84V117H83V120L85 121ZM88 119V120H89ZM91 119V120H92ZM116 119V118H115ZM115 119H112V120H114L113 121V126L115 127V125H116V127L114 128V129H116L117 128V124L119 123V125H118V127H120V121H117L118 123H115L116 122V120ZM144 119V118H143ZM150 119V116L148 117V120ZM163 119V120H164ZM173 119L175 120V116H173ZM173 119H172V122H173ZM198 119H199V117H198ZM201 119H199L198 121L199 122H197L198 124L201 122L200 120ZM222 119H225V120H227V118H222ZM229 120L231 119V118H228ZM237 119V118H236ZM262 119V118H261ZM260 119V120H261ZM10 120V121H11ZM33 120V119H32ZM36 120V121H37ZM45 120V121H44ZM63 121L64 122V124H63V126L64 125H66V126H69V124L67 125V124H65V122L66 121ZM77 119H75V121H76ZM77 120V121H78ZM87 120V119H86ZM117 120H120L119 118L117 119ZM124 120V121H125ZM140 121L142 120V119H139ZM166 120V119H165ZM177 120H178V123H179V121H180V124H181V120H179V119H177L176 118V123H177ZM190 120V119H189ZM187 121V124H188V126H189V123L188 122H190V121ZM208 120H209V118H208ZM207 120V121H208ZM213 120V119H212ZM215 120V119H214ZM213 120V121H214ZM220 121H222L221 119H219ZM232 120H234V119H232ZM231 120V121H232ZM8 121V122H7ZM35 121V120H34ZM39 121V120H38ZM56 121V120H55ZM56 121V122H57ZM60 121V120H59ZM57 122L58 124L60 123V122ZM62 121V120H61ZM90 121V120H89ZM89 121H87L85 124H84V129H86V131H84L86 134H84V132H83V134L85 135V136H83V134L81 135L79 132H77L74 128H76L77 126L76 125H78L76 122V125L73 123L72 125H75L74 126V128L72 127V129L73 130H75L76 131V134L74 133V132H72V133H70L71 135H72V137L74 136V134L77 136L78 135V133L81 135V137L83 136V137H88L89 136V134H87V133H89V132H91L92 131V134H93V130H91L92 129V126H91V122L93 121H91V122H89ZM96 120H94L93 121V123L95 122ZM132 121V119L130 120V122L129 123H132L131 122ZM140 121H138V122H140ZM142 121H144V120H142ZM141 121V122H142ZM152 121V120H151ZM157 121V120H156ZM156 121L154 122V123H156ZM185 121V120H184ZM183 121V122H184ZM202 121H204L205 122V120H202ZM213 121H211V122H213ZM236 121V120H235ZM235 121H232L234 124H236V122ZM241 121V120H240ZM239 121V122H240ZM244 121V120H243ZM261 121H264V119H262ZM20 122V121H19ZM25 122V121H24ZM27 122H25L26 124H28ZM33 122V121H32ZM40 122H38L39 123V127H40V125H42ZM46 122H51L50 124V126H49V130H50V127L52 126V124H53V122L50 120H48L47 119V121ZM55 122V123H56ZM79 122H80V120H79ZM89 122V123H88ZM98 122H100L99 121V119H98ZM104 122H106V121H104ZM110 123H111V121H109ZM121 122H123V121H121ZM126 122H128V121H126ZM146 122H147V119H146ZM159 122V121H158ZM157 122V123H158ZM161 123H162V121H160ZM166 122V121H165ZM209 122V121H208ZM211 122H209V123H211ZM215 122V121H214ZM213 122V124H210V126L211 127H213L212 125H214L215 123ZM232 122H229V125H230V123L232 124ZM245 122V121H244ZM243 122V123H244ZM6 123H4V124H6ZM10 123H12V122H10ZM9 123V124H10ZM34 124H35V122H33ZM32 123V124H33ZM37 123V122H36ZM37 123V124H38ZM54 123V124H55ZM56 123V124H57ZM67 123V122H66ZM83 122L81 121V124H82ZM92 123V124H93ZM97 123V122H96ZM102 124H101V126L104 124L103 123V121L101 122ZM110 123H107L108 125H107V127H105L104 125V127H105V130H106V128L108 129V126L110 127L111 126V124ZM114 123H115V125H114ZM129 123H127L128 124V126H129ZM149 123L150 124H152L153 122H150V120H149V122H148V125H149ZM156 123V124H157ZM174 123V122H173ZM175 123V124H176ZM177 123V124H178ZM185 123V122H184ZM191 123V122H190ZM193 123H194V121H193ZM207 123V122H206ZM219 123V122H218ZM224 123V122H223ZM222 123V124H223ZM246 123H248V122H246ZM256 123V122H255ZM254 123V124H255ZM262 123V122H261ZM14 123H12L11 125H13ZM16 124V125H17ZM22 124H24L23 123V121H22ZM21 124V126L23 127V125ZM26 124H24V126L26 125ZM53 124V125H54ZM55 124V125H56ZM57 124V125H58ZM81 124H79V125H81ZM90 124V126H88L87 128H85V126L86 125H89ZM100 124V123H99ZM98 124V125H99ZM127 124H125V126L127 125ZM133 125L132 126H135L136 124L135 123H132ZM135 124V125H134ZM140 124H143V123H139L138 125H140ZM146 124V123H145ZM142 125L143 127L145 126V127H149V129L151 128L152 129V127H155L156 126V124L154 125V126H146V125ZM174 124V125H175ZM177 124L175 125V126H177ZM179 124V125H180ZM192 124V123H191ZM201 124V123H200ZM199 124V125H200ZM205 124V123H204ZM203 124V125H204ZM208 124V123H207ZM239 123H237V125H238ZM15 125V124H14ZM13 125V126H14ZM29 126H31V124H28ZM47 125V126H46ZM56 125V126H57ZM59 125H62V123H60ZM58 125V126H59ZM96 125V124H95ZM95 125H94V127H95ZM122 126L124 125L123 123L121 124ZM158 126H156V129L154 128V131L155 130H157L158 129V127L159 126H161V124L160 123H158L157 124ZM169 125V124H168ZM172 126H173V124H171ZM170 125V126H171ZM184 125V124H183ZM186 125V124H185ZM184 125V126H185ZM193 125H195V123L193 124ZM202 125V126H203ZM209 125V124H208ZM208 125H207V127H208ZM216 125V124H215ZM224 125H226V122H225V124ZM250 125V124H249ZM256 125V124H255ZM261 125V124H260ZM6 126L7 127H9L10 125H7L6 124ZM13 126H12V129L10 130V129H8V128H2L4 131H3V133L5 132V130L7 129V131H14L13 130ZM34 126V125H33ZM36 127H37V125H35ZM62 126V127H63ZM64 127L65 129V131L67 132V127ZM112 126V127H113ZM124 126V127H125ZM128 126H127V128H125V129H128V131H129V128H128ZM130 126H131V124H130ZM137 126V125H136ZM141 126V127H142ZM162 126H163V124H162ZM169 126V127H170ZM181 126H182V124H181ZM184 126H182V128H185ZM187 126V127H188ZM197 126V125H196ZM205 126V125H204ZM203 126V127H204ZM218 126V125H217ZM216 126V127H217ZM226 126H228V125H226ZM226 126L224 127L225 129H227L226 128ZM239 126V125H238ZM237 126V127H238ZM251 126V125H250ZM262 126H264V125H261V127ZM16 127V126H15ZM18 127V126H17ZM16 127V128H17ZM27 127V126H26ZM39 127H37V128H35V127H27L28 129H32V128H35V129H37L38 130V128ZM79 127V129L82 127H80V126H78ZM91 129H90V128ZM93 127V128H94ZM124 127L122 128L123 129V131H124V133H126L125 132V129H124ZM145 127H144V129H145ZM163 127H168L167 125H166V123H165V126H163ZM168 127V128H169ZM186 127V130L188 131L189 129ZM190 127V126H189ZM202 127V128H203ZM223 127V126H222ZM237 127H236V129H237ZM241 127V126H240ZM244 127V126H243ZM248 127V126H247ZM254 128H255V126H253ZM19 128H20V126H19ZM18 128V129H19ZM24 128V127H23ZM22 128V129H23ZM41 128V127H40ZM52 128V127H51ZM54 128V127H53ZM52 128V129H53ZM59 128V127H58ZM97 128V125H96V127H95V130L96 131H94V132H96V134H93L94 136H92V138H91V136H90V139H92V140H94L95 142H98V144H99V141H97V139L95 140V139H93V137H95L96 135V138L98 137V136H100V134L98 135L97 134V132L99 131L98 130V128H99V126H98V128ZM133 128V127H132ZM131 127H130V129H132ZM139 128V127H138ZM160 128V127H159ZM164 128V129H165ZM171 129L172 128H174V127H170ZM178 128H180V132L183 134H180V135H182L181 137H185V135L186 134H184L183 132H182V128L181 127H177V129L176 130H178ZM191 128V127H190ZM192 128L194 129L195 127L194 126H192ZM198 129L197 130H201V127H197ZM229 128V127H228ZM235 128V127H234ZM239 128V127H238ZM252 128V127H251ZM254 128H252V129H254ZM257 128V127H256ZM256 128H255V130H256ZM1 129V130H2ZM46 129H48V128H46ZM56 127L54 128V130H55V133H56ZM60 129V128H59ZM59 129H57L58 131V133H59ZM63 129V128H62ZM62 129H60V132H62L61 130ZM72 129L69 131V132H71L72 131ZM89 129H90V131H89ZM100 129V128H99ZM101 129H103L102 127H101ZM113 129V131H120L119 129H117V130H114ZM121 129V130H122ZM141 129V128H140ZM139 129V130H140ZM149 129H147L146 128V130H149ZM208 129V128H207ZM218 129H219V127H218ZM243 129V128H242ZM245 129H246V126H245ZM25 130V129H24ZM32 130H34V129H32ZM31 130V131H32ZM40 130V129H39ZM38 130V131H39ZM43 130V129H42ZM42 130L41 131H39V132H41L42 133ZM64 130H63V132H64ZM81 130H83V128H81L80 130H78V131H80L81 132ZM104 130V129H103ZM103 130H100V132L101 131H103ZM104 130V131H105ZM138 130V131H139ZM141 130H143V128L141 129ZM145 130V131H146ZM161 130V129H160ZM170 130V129H169ZM185 130V129H184ZM191 130V129H190ZM203 130H204V128H203ZM223 130V129H222ZM237 130H240V128L239 129H237ZM236 130V131H237ZM247 130H250V129H247ZM10 131H9V133H10ZM23 131V130H22ZM21 131V129H20V132H22ZM27 131V130H26ZM25 131V132H26ZM28 131H30V130H28ZM36 131V130H35ZM46 130L44 129V131L43 132H45ZM89 131V132H88ZM110 131L112 132V129H110ZM136 131V130H135ZM145 131H143V132H141V131H139V132H141L142 134H144V132ZM168 131V130H167ZM178 131V132H179ZM194 132V130H191L190 132ZM224 131H226L227 132V130H224ZM233 131V130H232ZM235 131V132H236ZM250 131H254V130H250ZM262 131H264V128H262ZM16 132H19V130L17 131V129H16ZM16 132H14L15 134H16ZM37 132V131H36ZM47 132H49L48 130H47ZM47 132H46V134H47ZM51 133H52V136L51 137H53L54 135L53 134H55L54 133V131L52 132V130L50 131ZM66 132H64V133H66ZM106 133H108L109 134V130H108V132L107 131H105ZM121 132V131H120ZM120 132H117V135H119L118 133H120ZM130 132V131H129ZM131 132H132V130H131ZM139 132H137V133H139ZM151 132V131H150ZM161 132H162V130H161ZM161 132H159V133H161ZM164 132H166V130H164ZM164 132H162V133H164ZM175 132V131H174ZM173 132V133H174ZM190 132H186V133H188L189 135H191V138L193 139V140H195V139H197V137L195 138V136L197 135L198 137H200V138H202V136L204 137V135L202 134H199V133H197V134H195L194 133V137L192 136V134H190ZM196 132V131H195ZM198 132V131H197ZM229 132H231V131H229ZM241 132H243V131H241ZM246 132V131H245ZM257 132V131H256ZM255 131H254V133H256ZM2 133V131L0 132V134ZM2 133V134H3ZM6 133V132H5ZM32 133H34V132H32ZM38 133V132H37ZM37 133H35V134H37ZM40 133V134H41ZM50 133V134H51ZM57 133V134H58ZM63 133V134H64ZM74 133V134H73ZM99 133V132H98ZM102 133V132H101ZM104 133V132H103ZM116 132H114V134H115ZM121 133H123V132H121ZM120 133V135H122L123 136V134H121ZM136 132L134 133V134H137ZM147 133V132H146ZM146 133H145V135H146ZM148 133H149V131H148ZM157 133H158V131H157ZM168 133V132H167ZM169 133H172V132H169ZM168 133V134H169ZM214 133V132H213ZM220 133V132H219ZM236 133H239L238 131L236 132ZM236 133H235V135H236ZM7 134H8V132H7ZM11 134V133H10ZM12 134H13V132H12ZM21 135L23 134L24 135V133L22 132V133H20ZM20 134H16L17 136L18 135H20ZM26 134V137H27V134H28V132L27 133H25ZM34 134V135H35ZM40 134H38L37 136H41ZM44 134V133H43ZM56 134V135H57ZM60 134V133H59ZM59 134L57 135V136H59ZM62 134V135H63ZM91 134V133H90ZM113 134V133H112ZM128 135H129V137L130 136H132L133 134L132 133H130V134H132V135H130L129 133H127ZM155 135H156V132L154 133ZM165 134V133H164ZM164 134H162V135H164ZM188 134L186 135V136H188ZM199 134V135H198ZM205 134V136H207L206 135V133H204ZM210 134H212V130H211V133ZM232 134V133H231ZM240 134V133H239ZM245 134V133H244ZM244 134H242V136L244 135ZM258 135H259V132L257 133ZM5 136H6V134H4ZM4 135H0V137L2 136V137H4ZM20 135V136H21ZM22 135V136H23ZM30 135H31V133H30ZM48 136H49V134H47ZM44 136V138H45V141L46 142H43V140L41 139V141L43 142H41L42 144H44V143H46V145L48 144V136ZM61 135V136H62ZM66 135H69L68 134V132H67V134ZM65 134H64V137L66 136ZM80 135H78L79 137L78 138H80ZM88 135V136H87ZM102 135V137H101V139H103L104 137H103V135L105 136L106 134H101ZM116 134H115V136H117ZM119 135V136H120ZM126 134H124V136H125ZM155 135H152V132H151V134L148 136V135H146L147 137H145V136H143L142 135V138H147V139H141V140H144V143L143 144H145V145H143V150L145 149V148H147L148 150H149V152H148V154H147V157H148V155H149V157L148 158H150L152 155H154V153L155 152H161V151H166V146L164 147V145H166V144H164L163 145V139H161V140H158V138H155L156 136ZM161 135V136H162ZM171 135V134H170ZM169 135V136H170ZM173 135V134H172ZM175 135H177V134H174L173 136L175 137ZM214 135V137H215V134H213ZM217 135H219L218 134V132H217ZM220 135H222V134H220ZM229 135H230V133H229ZM241 135V134H240ZM248 135V134H247ZM250 135H252V132H251V134ZM8 136V135H7ZM11 136H13V135H10V136H8V139L11 137ZM17 136H14V138L16 139L17 138ZM21 136V137H22ZM29 136V135H28ZM49 136V137H50ZM56 136V137H57ZM110 136H112L111 134H110ZM121 136V137H122ZM134 136V135H133ZM151 136V137H150ZM152 136H155L154 138L155 139H157L155 142H154V138L152 137ZM159 136V139H160V135H158ZM167 136V135H166ZM168 136V137H169ZM225 136H226V134H225ZM227 136H228V133H227ZM226 136V137H227ZM234 136V135H233ZM254 136V135H253ZM19 137V136H18ZM25 136H23V138H24ZM32 137H34V136H32ZM35 137H36V135H35ZM64 137H61V138H63V139H61L60 137H57L58 139L60 138V142L61 143H63V145L62 146H64V147H68L69 145H70V143H65L64 144V139H66V138H64ZM106 137V136H105ZM109 137V136H108ZM126 137V136H125ZM124 137V140L122 139L121 140V142L122 141H128V142H123V144H126V143H129V142H131L132 140L128 137V140L126 139ZM135 137V136H134ZM133 137V138H134ZM140 137H141V135H140ZM150 137V138H149ZM163 137V136H162ZM161 137V138H162ZM168 137H165L164 139H167ZM179 137V136H178ZM180 137V140L181 139H185V138H181ZM207 137H209V136H207ZM223 137V136H222ZM237 137H238V135H237ZM237 137H235V138H237ZM244 137V136H243ZM246 138L245 139H243V140H245L246 142H247V137L248 136H245ZM5 138V137H4ZM4 138H2V140H4ZM7 138V137H6ZM6 138H5V140L4 141H2V143L4 142V144H2V143H0V147L1 148H4V145L6 144ZM12 138V137H11ZM11 138H10V141H13V140H11ZM29 138V137H28ZM30 138H31V136H30ZM37 138H39V137H37ZM36 138V139H37ZM41 138V137H40ZM39 138V139H40ZM56 138V139H57ZM74 138V140L75 139H77L75 136L73 137ZM73 138H71L70 140H71V143H72V141H74L73 140ZM110 138V137H109ZM112 138H114L117 142H119L120 143V139L119 138H115V137H112ZM111 138V139H112ZM136 138H137V135H136ZM171 138V137H170ZM176 139H177V137H175ZM190 138V140H192ZM210 138V137H209ZM219 138H220V136H219ZM225 138V137H224ZM223 138V139H224ZM230 137H228V139H229ZM13 139V138H12ZM22 139V138H21ZM20 139V140H21ZM25 139V138H24ZM23 139V140H24ZM36 139H34L33 138V140H35L36 141ZM51 140L53 139L54 141L56 140V139H54V137L53 138H50ZM57 139V140H58ZM89 139V140H90ZM100 139V140H101ZM104 139H107V137L106 138H104ZM102 140V141H108V142H111V141H109V140ZM119 139V140H118ZM187 139V138H186ZM186 139H185V142H186V144L188 145V144H192V143H188L187 141H186ZM206 139V138H205ZM223 139H221L220 138V140L222 141H220V142H218L220 145L222 144V145H224L225 143L223 142ZM232 140L234 139V138H231ZM26 140V139H25ZM30 139H28V141H29ZM33 140H31V141H33ZM68 140H69V138L66 140V142H68ZM82 140H85L86 141V144L85 145H87L88 143H89V140H88V138H87V140H88V143H87V140L86 139H83L82 138ZM115 140H112L114 143L116 142ZM130 140V141H129ZM136 140V139H135ZM188 140V139H187ZM198 140V139H197ZM213 140V139H212ZM217 140V139H216ZM232 140H230V142H232ZM237 140V139H236ZM240 141H241V138L239 139ZM239 140H237V141H239ZM6 141V142H5ZM16 141V140H15ZM17 141H18V139H17ZM48 141V142H47ZM53 141V142H54ZM63 141V142H62ZM77 141V140H76ZM79 141H81V139H78V142ZM94 141H92L93 142V144H94ZM102 141H100V142H102ZM137 141V140H136ZM140 141V140H139ZM138 141V142H139ZM158 141V142H157ZM169 141H172L173 143H174V139L173 140H169ZM169 141H167V140H165L164 142H168V143H171V142H169ZM196 141V140H195ZM194 141V142H195ZM200 141V140H199ZM198 141V143H196V144H198V148H199V145L201 146V142H199ZM206 141H209V139H207ZM206 141H204V142H206ZM219 141V140H218ZM244 141V142H245ZM253 141V140H252ZM9 142V141H8ZM14 142V141H13ZM12 142V143H13ZM19 142V141H18ZM21 142V141H20ZM19 142V144L21 145V146H24L23 144H26L27 143V140L25 141L26 143H23V144H21ZM34 142V141H33ZM39 142V144H41L40 143V141H38ZM51 142V141H50ZM52 142V143H53ZM58 142V141H57ZM70 142V141H69ZM83 142V141H82ZM107 142V143H108ZM116 142V143H117ZM133 142H134V140H133ZM178 142H180L179 141V139H178ZM181 142H183V140H181ZM185 142H183V143H185ZM191 142V141H190ZM203 142V143H204ZM210 143H212L213 144V142L212 141H209ZM209 142H207V145H208V143ZM227 142H229L228 140H227ZM229 142V143H230ZM234 142V141H233ZM236 142V141H235ZM243 141H242V143L244 144V145H246L245 143H244ZM10 143V142H9ZM12 143H10V144H8L7 143V145H12ZM29 144H30V141L28 142ZM51 143V144H52ZM55 143H56V141L53 143L54 145H55ZM59 143V142H58ZM56 144L57 146L58 145H60L61 146V143L60 144ZM112 143V142H111ZM113 143V144H114ZM135 143H137V142H135ZM140 143H141V141H140ZM177 143V142H176ZM201 143V144H200ZM228 143V144H229ZM237 143V142H236ZM241 143V144H242ZM254 143H255V141H254ZM259 143V142H258ZM16 144H18L17 142L15 143H13V147L12 148H10V146L9 147H7V145L5 146V148L7 147V148H9L10 149V151L14 148V147H16L17 145ZM33 145L32 146H34V145H36L35 143H32ZM76 144H78L77 142L76 143H73V144H71V145H74L75 147H76ZM90 144V143H89ZM92 144V143H91ZM92 144V145H93ZM109 144V143H108ZM121 144L122 143H120L119 144V146L121 147ZM132 142H131V145H130V143L127 145V146H125V149H131V147H133L132 146ZM138 144L139 143H137L135 146H137V148L141 145V144H139V146H138ZM195 144V145H196ZM214 144H215V146H216V144L217 143H215V141H214ZM227 144V143H226ZM227 144V145H228ZM234 145L233 143H230V145ZM240 144V143H239ZM256 144V143H255ZM1 145H3V146H1ZM14 145H16V146H14ZM28 145V144H27ZM38 145V144H37ZM37 145L35 146V147H37ZM46 145H41L42 147H46ZM49 146H47V147H50V143L48 144ZM70 145V146H71ZM82 144L80 143V145L79 146H77V147H79V149H81L82 150V146H81ZM84 144H83V146H85ZM95 145H97L96 143L93 145V146H95ZM117 145H118V143H117ZM116 144H115V146H117ZM131 146L130 148H126V147H128V146ZM141 145V146H142ZM171 147H173V149L171 150V149H169L172 153H174V151H176L175 153L177 154H180V153H182V157H181V160H182V158L184 159L182 162H181V160H180V162H181V167H184V166H186V165H184V166H182V163H186V164H190L188 167L186 166L185 168H181L182 169V171L180 172V171H174V173L175 172H177V174H180L179 176L181 177V180H180V177H179V181H178V177H177V181H176V183L177 182H179L178 184H176L174 181H170V183L171 182H174L170 187H173V189H169L168 188V190H167V188L165 189V190H163V191H160V190H158L159 192L158 193H156V194H154V192H156L155 191V189H156V187H160V188H162V185L160 186L159 184H157L158 182H159V180H160V178H158L159 180H156L155 181V178H157L158 176H155L154 178H152L150 181L151 182H149L148 180V178H150V177H148V178H146V180H144L145 178H141V179H143L146 183H152V180H153V182L155 181V183L153 184L152 183V185H158V186H155V187H153L152 185H151V187L152 188H155L154 189V191H151V189H149L150 191V193H148V192H142L143 194L139 197V198H137L138 196H139V194H138V196H132V193L130 194V190L132 189H130L129 190V192L127 191V189H128V187H129V185H128V187H127V189L126 190H124V188L127 186V184L125 185V184H123L122 186H120V185H118V186H113V184H110L109 182H107V183H105V182H103L104 184H107V186H109V184L111 185V186H113L114 188L112 189V190H115V192H114V194H117V198L119 199H117V198H115V196H114V199H116V200H118V202H117V204L119 203V217H117V218H106V220L105 219H103V218H101V217H96V218H94L93 217V219H94V221H93V219H92V216H93V214H92V212L94 213V210L95 209H93V211L91 210V208H89L88 206H87V208L86 207H84V206H86V204L84 205L83 203H85V199L87 198H85L84 199V197L86 196V194L85 195H83L82 196V193H80L81 195H80V197H79V193H77L78 191H76V192H74L75 190H73L72 191V188H71V190L70 191H72L71 192V197H69L68 196V194L70 195V192H69V189L68 188H70V187H68L69 186V184L70 183H67L66 184V181H63L62 182V179L64 178V180H65V175H67L68 176V173H67V169H69V167L72 165H70L69 166V163H71V162H69L68 163V168H66V172L64 171V175H62L61 176V174H60V176H59V174H56L55 172H57V173H59L60 171H55L54 173L56 174V175H58L57 177H60L61 178V181H59L58 179H57V177H55V176H53L54 175V173L53 174H51V172H53V171H49V172H45L43 169V172H42V170H41V168L42 167H40L39 169L41 170H38V171H40L41 173H44V174H41L40 172H36L35 173V170H34V174H37V176H39V175H41L42 177H43V179H42V184H43V182L44 181H46V182H48V180H50L51 182L49 183L48 182V185H49V187L46 185L45 187L46 188H49V189H46L45 187H44V185L46 184V182H44L45 184L42 186V184H41V178H37V176H35L34 174L32 175L28 170V165H30V162H27V161H29L30 159H29V157L27 156V155H30V153L28 154V152H29V150H30V146H31V144L29 145V149L28 150H25V154H27L26 156H27V158H26V156H25V154H23L22 155V157H18V156H16V155H18V154H20V152H21V150L23 151L24 149H23V147H22V149L20 150L19 149V151L18 150H14L13 152H16L17 151V153L18 154H16L15 156L9 151V154L11 153V155H13V156H9L8 155V153H5V150H4V153L6 154H3L2 152H1V154H3V157H4V155L5 156H7L8 155V157L10 158V159H6V161L7 160H9L10 162H12V164H13V162L17 159L16 157H18V159H17V161H16V164H17V166L19 165V167H21V169L23 170V172L22 173H24V171L26 170L25 169V167L27 168V175L29 176V178H27V181L26 180H23V179H25L26 178V176L25 177H23V175H21V174H19V175H21L20 177H22L23 179H21L20 177H19V179H18V181L21 179V180H23V181H21V183L19 182L18 184H19V186L17 185V188H18V190L19 191H17V192H19L18 194H16L17 192H13L14 193V196H12L13 195V193L11 192V194H8V192L11 190V189H13L14 190V188H15V186H14V184L16 183L17 184V181L14 183L13 181H15L14 180V175L16 176V174L18 175V172L16 171L17 170V168L15 169V167H14V169H15V174H12L11 173V171L12 170H6V171H8V173L10 172V175H12V176H9V174H6V172L4 173V174H2V173H0L1 175V177L0 178H2V175H5V177L7 176V179H5V177L4 178H2V179H5L4 181H7L6 182V184H8V186H5V183H4V181L2 180V179H0L1 181V183L3 182V184L4 185H2V187H0V264H9V262L8 261H13V263L14 262H17V264H169L170 262H171V264H264V183H259L258 184V181L260 182V180L259 179H257L256 178V180H258L257 181V184L255 183V184H253V183H251L250 181L251 180H253V179H255V178H253V179H250V183L252 184H250V183H248V181H245V180H247V179H245L244 177H242V174L240 175V173L238 174V173H236V168H239L240 166V168H242V166L243 165H241V164H237L239 161H238V158H237V160H234L235 162H236V164L238 165L237 167L235 166L236 164H232L233 166H235L236 168H235V170L234 169H232V168H234V167H231L230 165H229V163L230 162H228V160L227 159H224V161L225 160H227V162H226V164L228 163V165L230 166L229 168H228V171H225V170H227V168L224 166L225 165V162L222 164L223 166H224V168L223 169H225L224 171H223V169H222V167H221V165L219 166V167H217V166H213L212 165V163H214V162H211L210 163V158H208L210 155H208V157H207V154L205 155L204 153H205V151L207 152V151H209V150H211L213 147H214V145L212 146V148L211 149H208V150H206L209 146H207V148H205L204 149V146H205V144H204V146H203V149H204V151H203V149H202V151H195L194 152V150H193V152L191 151V152H189L190 150H189V148H190V145H184L185 147L187 146L188 148L186 149L187 151H188V153H185L186 152V150H185V148H184V150H185V154L183 153V152H181L180 150H181V148L179 149V151H180V153H179V151H178V149L176 148V146L174 145V144H169ZM175 147H174V146ZM178 145H179V143H178ZM195 145H194V147H195ZM221 145V146H222ZM251 145H253V144H251ZM259 144H257V146H258ZM260 145H262V143H260ZM31 146V147H32ZM39 146V145H38ZM52 146V145H51ZM56 146V147H57ZM81 146V147H80ZM89 145H87V146H85L86 148L88 147ZM92 146V147H93ZM98 146V145H97ZM100 146V145H99ZM111 148H115V146H113L112 144L111 145H109ZM156 146V147H155ZM167 146H168V144H167ZM180 146V145H179ZM181 146H182V144H181ZM226 146V145H225ZM224 146V147H225ZM237 146V148H239L240 146L238 145V143L237 144H235V147ZM20 147V146H19ZM19 147H17V148H19ZM25 147V146H24ZM52 147H54V146H52ZM75 147H68V151H69V154H68V151H67V149H66V151H67V153H66V151L63 149V148H61V149H63V151H65L64 153H66L65 155H70V152H71V150L70 149H76ZM83 148V150L84 149H86V148ZM123 147V146H122ZM193 147V148H194ZM202 147V146H201ZM206 147V146H205ZM219 147V148H218ZM217 147V149L216 150H222L223 148H220V146H218ZM228 147V146H227ZM231 147H233V146H231ZM235 147H233V148H235ZM246 147H248V145L246 146ZM252 147V146H251ZM256 147V146H255ZM262 147H264V146H262ZM1 148H0V150H1ZM6 148V149H7ZM26 148H28V147H26ZM34 148V147H33ZM38 148V147H37ZM36 148V149H37ZM39 148H40V146H39ZM37 149L40 153H41V151L44 149V148H41L42 150H40V149ZM60 148V147H59ZM89 148V147H88ZM87 148V149H88ZM91 148V147H90ZM89 148V149H90ZM94 149H95V147H93ZM142 148V147H141ZM165 148V149H164ZM177 150H176V149ZM198 148L196 147V149L198 150ZM229 148H230V146H229ZM233 148H231V149H233ZM236 148V149H237ZM256 148H258V147H256ZM50 149V148H49ZM58 149V148H57ZM57 149L55 148H53V152H54V150L55 151H57ZM73 149H72V151H73ZM116 149V148H115ZM114 149V150H115ZM120 150H121V148H119ZM124 149V150H125ZM139 149V148H138ZM214 149V150H215ZM225 149H226V147H225ZM224 149V150H225ZM255 149V148H254ZM253 149V150H254ZM260 149V148H259ZM50 150H52V149H50ZM76 150H78V149H76ZM76 150H74V152H76ZM80 150V151H81ZM91 150V149H90ZM89 150V151H90ZM118 150V149H117ZM116 150V151H117ZM119 150V151H120ZM132 150H135V148H132ZM140 151H143V150H141V149H139ZM138 150V151H139ZM192 150V149H191ZM199 150H201V148H199ZM224 150H222V152L224 151ZM235 149H233V151H234ZM239 150H240V148H239ZM239 150L237 151V150H235V152H237V154H238V152H239ZM242 150V149H241ZM250 150V149H249ZM31 151V150H30ZM44 151V150H43ZM47 151V150H46ZM45 151V152H46ZM61 151V150H60ZM79 151V150H78ZM79 151V152H80ZM88 151V152H89ZM128 151V150H127ZM136 152H138L137 150H135ZM165 151H164V153H165ZM170 151H168V148H167V152H170ZM226 151H227V149H226ZM230 152L232 151V150H229ZM243 151H245V150H243ZM256 151H258V150H256ZM6 152H8V151H6ZM33 152H36L35 151V149H34V151ZM44 152V156H46L47 155V153H45ZM48 154H50L51 152L48 150ZM62 152V151H61ZM61 152H59L58 154H60ZM74 152H71V154L73 155V153ZM85 152H86V150H85ZM122 152H123V148H122ZM135 152V153H136ZM170 152V153H171ZM197 152V153H196ZM210 152V151H209ZM209 152H208V154H209ZM219 152V151H218ZM217 152V153H218ZM228 152V151H227ZM227 152H226V154H227ZM247 152V151H246ZM245 152V153H246ZM250 152V151H249ZM259 152H260V150H259ZM259 152H257V153H259ZM262 152H264V151H262ZM22 153V152H21ZM43 153V152H42ZM63 152H62V154H64ZM78 153V152H77ZM81 153V152H80ZM83 153V155H84V151L82 152ZM119 153V152H118ZM129 153V152H128ZM132 153V152H131ZM135 153H132V154H134L133 156H136V154ZM146 153V152H145ZM145 153H143V155H145ZM156 153V154H157ZM169 153V154H170ZM170 154L169 156H171V155H173V154ZM174 153V154H175ZM211 153V152H210ZM214 153V152H213ZM215 153H216V151H215ZM242 153V152H241ZM252 153V152H251ZM253 153H255V152H253ZM252 153V154H253ZM0 154V155H1ZM33 154V153H32ZM52 154L53 153H51V155H49L51 158H60V156L62 155V154H60V156H58V157H53L54 155H56V153L52 156ZM76 154V153H75ZM79 154V153H78ZM89 154V153H88ZM139 154H142L141 152H139ZM155 154V155H156ZM175 154V155H176ZM212 154V153H211ZM226 154H220V155H218L217 157H218V159H220V160H218V163L220 164V162H222L221 161V158L222 157H219V156H222V155H225L226 156ZM229 154V153H228ZM227 154V156H229ZM231 155H232V153H230ZM236 153L235 154H233V156L234 155H237ZM256 154V153H255ZM259 154H261V153H259ZM258 154V156H260ZM34 155V154H33ZM33 155H32V157H33ZM64 155V157H66V158H68V157H70V156H65ZM82 155V154H81ZM117 155H119V154H117ZM151 155V156H150ZM159 155V157H162L163 156V154L161 155V153L160 154H157V156ZM161 155V156H160ZM166 155H168V154H166ZM166 155H164V156H166ZM216 155V154H215ZM214 155V157H216ZM240 155V154H239ZM242 155V154H241ZM245 155V154H244ZM247 155V154H246ZM19 156H21V154L19 155ZM23 156H25V158L23 157ZM31 156V155H30ZM37 156H38V154H37ZM40 156V155H39ZM43 156V158H46V160H48L49 162H47V163H49V164H47V165H49L50 167H52L54 164V162L52 163V166L50 165L51 164V161H50V159H48V158H50V157H48L47 158V156L46 157H44ZM63 156V155H62ZM86 155H84V157H85ZM89 155H87V157L86 158H89L88 157ZM126 156H128V155H126ZM163 156V157H164ZM178 156H181V155H178ZM212 156V155H211ZM225 156H223V157H225ZM233 156H231V157H233ZM257 156V155H256ZM257 156V157H258ZM262 156H264V155H262ZM16 158L15 160L13 159V158ZM78 157V155H76V157L75 158H77ZM80 157L82 158V156H79V158L77 159L78 161H80ZM83 157V158H84ZM91 157V156H90ZM93 157V156H92ZM131 157V156H130ZM146 157V159H148ZM154 157V156H153ZM172 158L173 157H175V156H171ZM213 157V158H214ZM235 157V156H234ZM238 157H240V156H238ZM242 157V156H241ZM1 158H2V155H1ZM5 158V157H4ZM3 158V159H4ZM7 158V157H6ZM12 158V159H11ZM20 158H23V159H21L20 160ZM34 158H35V155H34ZM38 158V157H37ZM58 158V159H59ZM61 158H63V157H61ZM60 158V160H62ZM66 158H63V160L64 159H66ZM71 158H72V156H71ZM81 159V160H84V159ZM137 158H139V156H137ZM141 158V157H140ZM139 158V159H140ZM172 158H169L170 160H169V162L171 161L172 162ZM225 158H227V157H225ZM245 158H246V156H245ZM254 158V157H253ZM260 158V157H259ZM40 159V158H39ZM58 159H57V161H58ZM69 160H70V158H68ZM91 159H94V157L93 158H91ZM91 159H89L90 161H91ZM133 159H135L136 160V157L135 158H133ZM144 159V158H143ZM155 159V158H154ZM157 159L158 158H156V160H154V163L155 162H157ZM165 159H166V161H165ZM162 158V161L164 160L165 162H168V157L166 156V158ZM175 160H173V161H176V159L177 158H174ZM179 159L180 158H178L177 160L179 161ZM216 158H214V159H212L213 161L215 160ZM223 159V158H222ZM232 159V158H231ZM230 158H229V161H232ZM240 159V158H239ZM261 159H262V157H261ZM12 160H14V161H12ZM32 160V159H31ZM37 160V159H36ZM42 160V159H41ZM67 160V159H66ZM66 160H64V162H66L67 163V161ZM72 160H74V157L72 158ZM89 160H87L86 159V161H88L87 163L86 162H84V165L83 166H85V164H86V166H87V164L89 163ZM134 160V161H135ZM138 160V159H137ZM150 160H152V162H153V159L152 158H150ZM159 160H161V158L159 159ZM192 160V161H191ZM241 161H242V159H240ZM246 160H248V159H246ZM253 160L255 161V159H252V162H253ZM257 160V159H256ZM259 160V159H258ZM9 161H7V162H5V163H7L8 165H9ZM35 161V160H34ZM33 161V163H35ZM71 161V160H70ZM74 161H76V160H74ZM85 161V160H84ZM249 161H251V158L249 159ZM249 161H247V162H249ZM260 161V160H259ZM4 162H2V159L0 160V164L2 163V166H8L7 164H5ZM38 162V164H39V166H40V164L42 163L43 164V162H44V160H42V162L41 163H39L40 161H37ZM59 162V161H58ZM63 162V161H62ZM61 162V163H62ZM59 163V164H61V165H63L64 164V167H67V165H65V163ZM77 162V161H76ZM76 162H73V165H76L75 167H77L78 168V166H77V164H76ZM145 162V161H144ZM146 162H147V160H146ZM151 161H148V163H150ZM151 162V163H152ZM169 162H168V165H169ZM180 162H178V164L180 163ZM217 162V161H216ZM234 162V163H235ZM244 162V161H243ZM257 162V161H256ZM3 163L5 164V165H3ZM32 163V162H31ZM32 163V164H33ZM75 163V164H74ZM78 163V162H77ZM80 163H81V161H80ZM79 163V164H80ZM92 162H90L89 163V165L91 164ZM159 163V162H158ZM160 163H162L161 161H160ZM159 163V165H161ZM173 163V162H172ZM172 163H170V165H169V167H170V169H173V168H171L172 167V165H173V167L175 166L176 167V165L174 164V163H176V162H174L173 164ZM217 163V165H219ZM231 163H233V161L231 162ZM259 163V162H258ZM11 164V163H10ZM16 164H13V165H16ZM32 164H31V166H32ZM37 164V163H36ZM38 164H37V167H39L38 166ZM59 164L57 165V163H56V167L57 166H59ZM81 164H83V163H81ZM153 164V163H152ZM172 164V165H171ZM191 164H195V165H197V167H198V165L200 166V167H194V166H191ZM216 164V163H215ZM243 164V163H242ZM246 164H248V163H246ZM246 164H244V165H246ZM13 165H11V167L13 166ZM45 165V164H44ZM44 165H42V166H44ZM47 165H46V168L45 169H51V168H47ZM60 165V166H61ZM89 165H88V167H89ZM156 165H157V163H156ZM167 165V163H162V166H168ZM255 165V164H254ZM262 165H264V164H262ZM261 165V166H262ZM2 166H0L1 167V169H2ZM30 166V167H31ZM33 166H34V164H33ZM32 166V167H33ZM55 166V165H54ZM179 167H180V165H178ZM248 165H246L245 167H247ZM249 166H250V164H249ZM253 166V165H252ZM258 166H259V164H258ZM8 167H10V166H8ZM8 167H4V169L5 168H7L8 169ZM10 167V168H11ZM31 167V168H32ZM34 167H36V166H34ZM55 167V168H56ZM63 167V168H64ZM80 168L82 167V166H79ZM168 167V168H169ZM221 167V168H220ZM244 166H243V168H245ZM251 167V166H250ZM256 167V166H255ZM9 168V169H10ZM13 168V167H12ZM11 168V169H12ZM24 168V169H23ZM44 168V167H43ZM54 168V169H55ZM58 168V167H57ZM56 168V169H57ZM71 168H73L72 166H71ZM167 168V167H166ZM177 168V167H176ZM191 168H192V170H191ZM239 168V169H240ZM243 168H242V170H243ZM254 168V167H253ZM264 169V168H262V167H260L259 166V170H261V169ZM18 169H20V168H18ZM20 169V170H21ZM33 169V168H32ZM35 169V168H34ZM37 169V168H36ZM59 169H60V167H59ZM79 169V168H78ZM81 169H83V170H85L83 167L81 168ZM178 169H180V168H177V170ZM222 170V172H224V173H222L220 170ZM238 169V170H239ZM246 169V168H245ZM248 169V168H247ZM21 170V171H22ZM46 170V171H47ZM62 167H61V172H62ZM65 170V169H64ZM74 170V169H73ZM77 170V169H76ZM76 170H74L75 172H76ZM164 170V172H165V170L166 169H163ZM175 170V169H174ZM238 170H237V172H238ZM242 170H239V171H242ZM253 170H255V169H253ZM258 170V168H256V173L255 174H257L258 175V172H260ZM3 171V170H2ZM5 171V170H4ZM14 171V170H13ZM19 171V170H18ZM25 171V172H26ZM31 171V170H30ZM79 171V173H80V171H82V170H78ZM77 171V172H78ZM97 171V170H96ZM95 171V172H96ZM171 171V170H170ZM245 171V173L246 174H248L247 172H249L248 170H247V172H246V170H244ZM258 171V172H257ZM262 171H264V170H262ZM0 172H1V170H0ZM20 172V171H19ZM69 172V171H68ZM75 172H74V176H75V179L73 178V181L74 180H76L75 181V184L73 185V182H71V184L75 187L77 184L76 183H78V185L80 186V183L79 182H81L80 180H78L79 182H77V179H76V174H77V172H76V174H75ZM178 172H180V173H178ZM38 173H40V174H38ZM50 173V175H52L53 177H51V176H48V174ZM70 173V172H69ZM79 173H78V175H79ZM98 173V172H97ZM166 173H169L168 172V169L166 170ZM166 173H163L164 175L166 174ZM173 173V174H174ZM242 173V172H241ZM252 173V172H251ZM253 173H254V171H253ZM252 173V174H253ZM262 172H260L259 174H261ZM101 174V173H100ZM162 174V175H163ZM169 174H171V173H169ZM176 174V173H175ZM174 174V175H175ZM176 174V175H177ZM244 174V173H243ZM246 174H244V175H246ZM255 174H253V175H255ZM18 175V176H19ZM24 175H25V173H24ZM95 175V174H94ZM96 175H98V174H96ZM252 175V176H253ZM256 175V176H257ZM262 175V174H261ZM17 176V177H18ZM63 176H65V177H63ZM101 176V175H100ZM137 176V175H136ZM136 176H134V178H138V177H136ZM149 176V175H148ZM151 177H152V175H150ZM161 176V175H160ZM237 176H239V177H242L243 179H241V178H239L238 179V177ZM247 176V175H246ZM248 176H250V175H248ZM40 177V176H39ZM50 177V178H49ZM78 177V176H77ZM80 178L81 177H85V176H79ZM95 177V176H94ZM99 177V176H98ZM162 177V180H163V176H161ZM165 177V176H164ZM174 177H176V176H174ZM16 178V177H15ZM118 178H120V177H118ZM118 178H116V179H118ZM168 178H170L169 176H168ZM168 178L166 179V180H168ZM171 178H172V176H171ZM252 178V177H251ZM260 178H262V179H264V175H262ZM37 179L38 180H40V181H38V182H40V183H38V185L35 183V182H37ZM66 179H68V178H66ZM87 179H89V178H86V181L85 182H87ZM92 179H93V177H92ZM91 179V180H92ZM95 179V178H94ZM93 179V180H94ZM97 180V183H99L98 181H101V180H99L100 179V177H99V179L98 178H96ZM101 179H103V181H104V178H101ZM111 179V178H110ZM126 179V178H125ZM140 179V178H139ZM138 179V180H139ZM148 179V180H147ZM165 179V178H164ZM174 179V178H173ZM173 179H171V180H173ZM83 180V179H82ZM85 180V179H84ZM91 180H88V181H91ZM93 180L90 182V183H94V182H96V181H94L93 182ZM107 179H105V181H106ZM109 180V179H108ZM135 180V179H134ZM143 180H141L142 182H143ZM170 180V179H169ZM246 182V183H243L244 181ZM68 181V180H67ZM72 181V180H71ZM112 181H113V178H112ZM120 181V180H119ZM132 181V180H131ZM148 181V182H147ZM241 181H243V182H241ZM262 181H264V180H262ZM13 182V183H12ZM62 182V183H61ZM69 182H70V180H69ZM114 182V181H113ZM118 182V181H117ZM128 182H130L129 180H128ZM137 181H135V183H136ZM165 182H167V181H165ZM253 182V181H252ZM11 183V184H10ZM82 183H84V182H82ZM81 183V184H82ZM109 183V184H108ZM119 183V182H118ZM117 183V184H118ZM123 183V182H122ZM124 183H127V182H124ZM130 183H133L134 184V182H130ZM141 183V182H140ZM140 183H138V185L140 184ZM145 183V184H146ZM160 183V182H159ZM162 183V182H161ZM160 183V184H161ZM169 182H167V184H168ZM169 183V184H170ZM33 184H36L37 186H38V188L36 189V187L37 186H35L34 187V185ZM39 184H40V186L41 187H44L45 188V190H42V188H41V190L40 191H43L44 193H45V195L43 196V194H38V193H41V192H39L38 191V189L40 188L39 187ZM70 184V185H71ZM87 184V186H86V188L88 187V185H89V183H86ZM114 184H116V183H114ZM119 184H121V183H119ZM129 184V183H128ZM144 184V183H143ZM165 185H167L166 183H164ZM168 184V185H169ZM0 185V186H1ZM14 187V188H11L12 186ZM65 185H68V186H65ZM93 185V187L92 188H95V186L94 185H96V183L95 184H92ZM99 185V184H98ZM101 185H102V182H101ZM125 185V186H124ZM131 185V184H130ZM141 185V184H140ZM139 185V186H140ZM148 185V184H147ZM150 185V184H149ZM148 185V186H149ZM3 186H5V188L7 187H9V189L10 190H8L7 191V189H3V190H1L2 188H3ZM103 186V188H104V185H102ZM134 187H135V184L133 185ZM132 186V187H133ZM138 186V187H139ZM32 187H34V189H35V191H38V193L37 192H35V191H33V192H35V194H34V196H33V192H32V190H33V188ZM51 187V188H50ZM76 187H78V186H76ZM75 187V188H76ZM81 187V186H80ZM83 187V186H82ZM91 187V186H90ZM97 187V186H96ZM99 187H100V185H99ZM98 187V188H99ZM140 187H142L143 188V186L141 185ZM150 187V186H149ZM150 187V188H151ZM17 188H15V190L14 191H16V189ZM29 188H30V190H31V195L30 196H33V197H31L30 198V196H28L29 198H30V200H29V198H28V201H31V199H33V198H35V196L38 194V198L36 199L35 198V200H37V201H35L34 200V202H37V203H39V206H38V204H35L34 202H32L31 203V208L33 207V205L35 204V206L36 207H34L33 209H28V208H30V206H28L30 203L27 201V200H25L26 202H28V204L26 203V202H24L23 200L26 198V196L28 195V194H30L29 192H30V190H29ZM43 188V189H44ZM68 189V191H67V189ZM75 188H73V189H75ZM79 188V187H78ZM86 188L84 187V189H85V191H86ZM111 188V187H110ZM141 188V189H142ZM145 188H147V187H145ZM157 188V189H158ZM159 188V189H160ZM101 189V188H100ZM134 189V188H133ZM137 188H135V190H136ZM140 188L139 189H137L136 191H142ZM12 190V191H13ZM76 190H78V189H76ZM79 190H82V188L81 189H79ZM89 190H91V189H89ZM89 190L87 191V192H89ZM93 190V189H92ZM91 190V191H92ZM95 191L97 190L98 191V189L96 188V189H94ZM93 190V191H94ZM104 190H106V187H105V189ZM108 190V189H107ZM148 190V189H147ZM153 190V189H152ZM2 191V192H1ZM83 191V190H82ZM93 191H92V193H93ZM95 191H94V193H95ZM97 191H96V193H97ZM101 192H102V190H100ZM99 191V192H100ZM108 191H110V190H108ZM107 191V192H108ZM126 191V192H125ZM69 192V193H68ZM97 193V196L98 195H100V193ZM131 192H135V191H131ZM153 192V193H152ZM1 193H3V194H1ZM10 193V192H9ZM91 192H89V194H90ZM94 193H93V195H94ZM139 193V192H138ZM153 194V195H150V194ZM107 194H109V193H107ZM8 195V196H7ZM9 195H11V196H9ZM16 195H18V196H16ZM40 195V196H39ZM104 195V191H103V194H102V196ZM133 195H135V193L133 194ZM137 195V194H136ZM4 196H7L6 197V201L5 200H3V201H1L3 198H5ZM88 197H89V195H87ZM95 196V195H94ZM93 196V197H94ZM97 196H95V197H97ZM1 197H3V198H1ZM9 197H11L12 199H14V200H12V199H9ZM40 197V198H39ZM64 197H65V199H67V197H68V199L67 200H64ZM81 197H83V198H81ZM92 197V196H91ZM90 197V198H91ZM92 197V199H96V198H93ZM83 199V200H85V201H80V199ZM90 198H87V200L88 199H90ZM104 198V197H103ZM103 198H99V199H101V200H103ZM27 199V198H26ZM40 199V201L38 202V200ZM98 199V198H97ZM112 199H113V196H112ZM10 200H12L11 202H9ZM68 200H70V202H68ZM91 200V199H90ZM101 200H99V202L101 201ZM116 200H114V201H116ZM89 201V200H88ZM112 201L113 200H111V203H112ZM4 202H8V204L11 206H8L6 203H4L5 204V206L3 205V203ZM66 202H68V203H70V204H67ZM91 202V201H90ZM89 202V204H91ZM109 202H110V200H109ZM25 203L27 204V205H25ZM107 203V202H106ZM111 203H110V205L109 204H107L106 206H111ZM114 203V202H113ZM116 203V202H115ZM11 204H13V205H11ZM23 204H24V206H23ZM65 204H67V205H70V206H64ZM88 204V205H89ZM92 205V204H91ZM115 204H113V206H114ZM28 208H27V207ZM90 206V205H89ZM24 207V208H23ZM91 207V206H90ZM94 207V206H93ZM100 207V206H99ZM95 208H97V207H95ZM101 208V207H100ZM97 210V209H96ZM9 212H12L13 213V215L12 216H9L8 217V215L10 214L11 215V213H9ZM95 213H96V211H95ZM98 213H99V215H100V212L98 211ZM98 216V214L96 213L95 214V216ZM6 217H8L7 219H8V221L6 220ZM9 218L11 219V220H9ZM4 219V220H3ZM6 220V221H5ZM95 221H97V223H98V221H99V223L97 224ZM106 221V222H105ZM22 224L24 225V226H27V228L26 229H28V234H29V237H28V241H26L25 239H27V237H24L25 236V232H27L25 229H23V228H21V229H23V230H21V232L23 231H25L24 233L22 232L21 233V235L25 238H23L24 240H25V242H24V240H23V242H21L20 241V239H19V234H17V233H20L19 232V230H20V228H18L19 226H21L22 227ZM78 227V228H77ZM25 228V227H24ZM17 229H19L18 230V232H17ZM77 231V232H76ZM79 231H80V233H79ZM24 234V235H23ZM82 234V235H81ZM18 235V236H17ZM27 235V234H26ZM85 235H86V238L84 239V237H85ZM16 236L18 237V238H16ZM84 236V237H83ZM21 237V236H20ZM82 240V241H81ZM17 241V242H16ZM80 243V244H79ZM33 249V251H28L29 249L30 250H32L31 248ZM90 249V250H89ZM89 251H91V252H89ZM30 252V253H29ZM32 253V254H31ZM161 259V260H160ZM12 264V263H11ZM16 264V263H15Z\"/></svg>","mask_w":264,"mask_h":264},{"label":"rangeland","instance_id":"374dc122","mask_svg":"<svg viewBox=\"0 0 264 264\" xmlns=\"http://www.w3.org/2000/svg\"><path fill=\"white\" fill-rule=\"evenodd\" d=\"M135 1L138 2L139 4H140V3L143 4V2H144V0H143V1H141V0H135ZM135 1L130 0V2H129L128 0H126V2H127V6H128V5H129V6H132V3L135 4ZM146 1H148V0H146ZM151 1L153 2V1H155V0H149V2H151ZM161 1H162L163 5H164V10H166V16H165L166 19L161 20V22L159 23L160 25H158V23H157L158 27H157V25H155V24H154V25H155L154 27H150L149 29L146 28V27H145V28L142 27L144 32H145L146 30H150V29H152V30L155 29V30H153V32H151V33H150L149 31L146 32V33H148L147 35H146V33H144V36H146V38L143 39V36H142V40L138 39V45L140 44V46H143V48H144V45H148V44H151V43H152V46H154L155 44H157V46H156L157 48H156V49H158V50H156V51L153 52V51H146L147 49H144L146 52L144 51L143 55L141 54V52H140L139 50H137L136 53H138V54H137V55H136V53L134 54V59H135V57L138 59V58H139L138 56L141 55V57L139 58L140 61H139V60H136V59H135V61H136L137 63H138V61H139V64H140V65H143V67H141V66L138 67L139 64L137 65L136 62H135L136 65H135V63H134V65H133V62H134V61H133V62H132L133 67L131 66L133 69H130V70H129V71H130V75H131L132 73H133V76L136 74L134 77L131 76V77H132V81L135 80V79H137V78L139 79V78L141 77V75H142V76H144V77H141V78H143V80H142L141 78H140V79L143 81L144 84L141 82V80H139L140 82H139V81H136V80L133 81V83L135 82L134 85H133V83H126V81H124L126 84H125L124 82L122 83V85L125 84L127 87H123L122 90H120V91H122V92H120V93H121L123 96H122L121 98H118V99H119V101H120V99H123V100L125 99V100H126V96H127L128 98L130 97V99H131V97L133 96L132 100H129L130 102L127 101V100H126V101H125V100H124V101L121 100L123 103H120L121 101L119 102L118 99H116L117 101H116L115 99H113V98H115L116 96H115V97H111V98L113 99V100H112V103H113V104H114V102L116 101V103L114 104L113 107H115V105H116V106L118 105L117 107H115L116 109H117L118 107H123V108H118L119 111H121L122 109H126V111H128V113H126L125 110H122L121 113H120L118 110H116V111L119 113V115H118L117 112H116V114H117L118 116H120V115L123 113V116H122L123 120H121V118L118 117L117 115H116V117L114 116L116 119H115L114 117L112 118V119H115V120H116L115 123H118L117 121H120V127H118V125H119V123H118L116 129H114V128L116 127L115 123H114L115 127L112 125L114 120H112V119L109 120V121H111V123H110L109 121H107V120H108V117H106V115H105V118H104V119H106V118H107V119H106V120H103V114H104L105 111H104L103 113L101 112L102 114L98 113V112H100L99 110H102L101 108H97V109H99V110L97 111V109L94 108L93 106H90V105L87 103L86 100H84V101H86L87 105H86L85 102H79V100H80L82 97L79 98L78 95L76 96L75 94H78V93H76V92H80V91H82L81 89H80V91H78V90H77L78 88H77V89H76L77 91L75 90V91H76V92H75V91H73V89H75L76 87H74V88L72 87V88H73L72 90L69 89L70 87H65V88L63 87V88H64V89H63L64 91H63V90H62V91H63V92H66V91H67L68 93L66 92V93L64 94L63 92H61V94H60V92H59V90H58V87L54 86L53 89H52V87H50V85H51L52 83L50 84L51 81H50V79H49L48 77L46 78L45 75H42L44 79H43V81H41V80H42V76H41V74L39 75L38 72L35 73V71H34V72L31 71L32 69H26L27 66H25V69H26V70L23 69V68H24L23 66H24V63H25V60H26V59H23V57L25 58L24 55H23V57H22V56L20 57V60H21V61L19 62V61H18V57H17L16 54H13V55H15L17 59L15 58V56H12V55L10 56V53H11V52H10V53H9V52H8V53H5V52H7V51H5L4 53H1L2 55H1V57H0V64H2V61H3L4 59H7V61H6V60L3 61V62H4L3 64H5V66H6V65H9V66H10V69H9V66H6V68H5V66H4L3 64H2V66L0 65V66L4 69V71H3L4 73L2 72L3 69H1L0 72H2V73H0V74L5 75V76L0 75V77L3 76V78L0 79V88H1V85L3 84V85H2V88H1V89H3V87H5L4 85L6 84V87L4 88L5 90H4V89H3V91L0 90V92H2V93H0V95H1L0 97H1V98H4V97L6 98V97H8V96L10 95V97H8V98H9V100H10L11 103H12V102H13L12 99L15 100V99H16V95H17V93H18V94L20 95V97H19V95H18V97H17V99H16V103H17V104L20 103V102H21L20 100H23L24 102H21V103H22L21 106H18L17 104H14V103H15V102H14L13 104H11V106H12V105H15V106H12V108L15 107V108L12 110V109H10L11 106H10V104H9V103H10L9 100H7L8 98L6 99V101H4L5 99H2V101L0 100L1 102L4 101V102H7V103L4 105V102H3V103L0 102V108H1L0 111H1V110L3 111V109H4L3 106H6V105H7L6 107H9V106H10L9 110H7V111H8V113H10V114H11V111H13L12 113H13L14 118H16V120H18V119L21 117V116H20L21 113L19 114V112H22V115H23V113H24L25 115H27L26 117L23 116L24 119L21 117L22 119H20V120L17 121L18 123H21V124H22V121H23V123L26 124L25 122H27L28 120L26 121L25 118L27 119L28 116H29L28 114H30V113H28V112L33 111L32 109H31V110L28 109V111H27L26 108H28V107H26V106H30V105H32V103H33V105H34V104L36 105V104H37L36 101L38 102V100L41 98L42 101H41V99H40V100H39V101H40L39 104L41 105V107H42V105H43V107L45 106V109H44L43 107H42V108L39 107L40 105L37 104V106H38L37 109H41V112L36 114V115H37L36 118H38L39 121H38L37 119H35V117H34L35 114L31 112V113L34 114V115H31V114H30L29 119H30V117L32 116L33 118H32V117H31V118H32L33 120L30 119V120H31L30 123H28L29 121L27 122L28 124H31V126H29L28 124H26V125L24 126V124H22L24 128L21 126V124L18 125V124L14 121L15 119H12V120L10 119L11 121L9 120V117H10V116L12 117V114L9 115V116H7V112H5V111H4L3 113L0 112V114L2 113L3 115H6V117L2 115V116H0V118H1V119H2V117H3V119H5V118L7 119V118H8V119H7V120H9V122L7 121L8 123L5 122L6 119H5V120L2 119V120H3L4 123H6L7 125H10L9 127H7L6 124L3 123V125H5V126H2V127H1V125H2L1 122H2V121L0 120V132L2 131V133H3L4 130H3L2 128H8V129L11 130V129H12V126L15 124V125L13 126V130H14V131H10V130H9L11 134L9 133V131H7V129L5 130L6 133L4 132L3 134H2V133L0 134V135H4V134H6V136L4 135V137H5V138L7 137V138H6V141H7V142L5 141L6 144L4 145V148H1V147H0V148H1V150H0V154H1V152H2L3 154L8 153L9 156H13V155L15 156V155L18 154V153H17V151H16V152H13V151H14V150H18V151H19V149L21 150L22 147H23V149H24V148H25V149H24L23 151L21 150L22 153L19 151L20 154H21V156H19L20 154L16 155V156H18V157H22V155L25 154V153L27 152V151L25 152V150H28V149H29V145H30V144H31V146L33 145L32 143H35L36 145L38 144V145L40 146V148H39L38 145H37V147H38L40 150H42L41 148H44V147H42V146H43V145H46V143L42 144L43 142H46L44 136H46L47 134H49V136H50V135L52 136V133H51L50 131L52 130V132L54 131V133H55V130H54L55 127H56L57 129H59V128L62 129V128H63V129L61 130L62 132H60V129H59V133H60V134L57 132L58 130L56 129V133L53 134V135H54V136H53L54 139H56L57 137H60V138H61V137H64V134L66 135L67 132H68L69 135H66V136L64 137V138H66V139L63 140V141H64V144H65V143H67V144L70 143V145H71V144L77 142L78 144H76V147H75L74 145H71V146L69 145L68 147H75L76 149H78V150L80 151L81 149H79V147H77V146H79L80 143H81V144H82V145H81L82 147L80 146V147L82 148V150L80 151L81 153H80L78 150L72 148L73 151H72V149H70L71 152H74V150H76V152H74L73 155H72L71 152H70V155H68V154H69L68 147H64V146H62L63 143L60 142V138H59V139L57 138L58 140H57V139L55 140L56 143H55V145H54L53 143H54L55 141H54L53 139H52V140L50 139V138H53V137H51V136L49 137V136L47 135V136H48L47 139H48V141H49V142H48V141H47V142H48V144L50 143V147H47V146H49V145L47 144L46 147L43 149L44 151L42 150L41 153H40V152L37 150L38 148L35 147L36 145H34V146H32V147L30 146V150H31V151L29 150L28 154L31 152V153H30L31 156L25 154V156L27 155V156L29 157V159H30L29 161H27V162H30V165H28L29 168H28V167H27V168L29 169L28 171H29L30 173L32 172V173H31L32 175L34 174V170H35V173H36L38 170H40L39 168L42 167L41 170L43 169L45 172H49L50 170H51V171L54 170L53 172H51V174H53L55 171L58 170V171H60V172H59V173L55 172V173H56V174H59V176H60V174H61V176H62V175L65 174L64 171L66 172V168H68V167L72 164L71 166H72L73 168H71V166H70L69 169H67L68 176H67V175H65L66 177L63 176V177H65V180H64V178H63V179H62V182H63V181H66V184H67V183H70V184H71V182H73V185L75 184V181H76V180L73 181V178L75 179V176L73 175L74 172H75L74 170L77 169L76 172H77L78 170H82V171H80V173H79V171H78L77 174H76V172H75V174H76V179L78 178V179H77V182H79L78 180L81 181V182H79L81 187L78 185V183H76V184H77L76 186H78L79 188L76 187V186H75V187H76V188H75L72 184H71V185L69 184V186H68V185H65V186H68V187L71 186L70 188H68V189H69V192H70V195L68 194L69 197H71V192H72L73 190H75L74 192L78 191L77 193H79V194H78L79 197H80V195H81L80 193H82V196L85 195V194L87 193L85 197L83 196L84 199H85L86 197H87V198H90L91 196L93 197L94 195L97 196V193H98L100 190H102V192H101V191L99 192L100 195H98L97 197H95V196L93 197V198H96V199H92V197H91V198H90L91 200L88 199V200H89V201H88L87 198H86V199H85L86 201H85V200L79 198L80 201H81V200H82V201H85V203H83L84 205L87 203L86 206H84V207L87 208V206H88L89 208H91L92 211H93V209H95V210H94V213L92 212V214H93L92 219H93V217H94V218H96V217H101V218H103V219L106 220V218H117V217H119V214H120V213L118 212V211H119V207H118V206H119V203L117 204V202H118L119 199L117 198V197H118L117 194H114L115 190H112V189L114 188L113 186H118V185L122 186L123 184H125V185L127 184V186L124 188V190H126L127 187H128V185H129L127 191L129 192V190L132 188V189L130 190V194L132 193V196H133V197H134V196L136 197V196H138V194H139V196H138L137 198H139V197H140L145 191L148 192V193H150V192H149V191H150L149 189H151V191H154L155 188H152L151 185H152V183L154 184L156 180H159L158 178H160L159 182H160V183L162 182V183L160 184V183L158 182L157 184H159L160 186H161L162 184H163V185H162V188L159 187L160 189H159L158 187H156V189H155L156 192H154V194L158 193V192H159L158 190L163 191V190H165L166 188H167V190H168V188H169V189H170V188L173 189V187H170V186H171L174 182L176 183V181H177V177H178V181H179V177H180V176H179L180 174H177V172H175V173L177 174V175H176V174L174 173V171H180V172H181L183 168H185L187 165H188V166L190 165V164L182 163V166H184V165H186V166L181 167V162H182L184 159L182 158V160H181L182 153H180V151H181V152H183V151L185 152V150L188 148V147H187L188 145H190V148H189L190 151L188 150L189 152H191V151L193 152V150H194V152H195V151H197V152H198V151H202L204 144H205V146H206V147L204 146V149L207 148V146H209L206 150L211 149L213 145H214V147H215L216 149H217L218 146H220V148H223V147L226 145L225 147H226V149H227L228 152L226 151L225 147L222 149V150L225 149L223 152H222L221 149H220V150H216L214 147H213L211 150H209L212 154H211L209 151H207V152L205 151L204 154H205V155L207 154V157H208V155H210V156L208 157V158H210V159H209V160H210V163H211V162H214V163H212V165L214 164L213 166H217V167H219V166L221 165L222 169H223L224 166H225V167L227 168V170H225V169H226V168H225V169H223V171H224V170H225V171H228V168H229L230 166H231V167H234V168H232V169L235 170V168L238 166L237 164H241V165H243L244 167H245L246 165H248L247 167H245L246 169L243 168V166H242L243 170H242V168H240L241 166L239 167L240 169H239V168H236L237 170H238V169H239V170H242V171H239V170H238V172H237V170H236V173H238V174L240 173V175L242 174V177H244L245 179H247V178L249 177V178H248L247 180H245V181H248V183L251 182V183H253V184H255V183L257 184V181H258V180H256V178L260 175V176L257 178V179H259V180L261 179L260 182L258 181V184H259V183H264V181H262V180H264V179L260 178L262 175H264V171H262V170H264V169H261V168H260L261 170H259V166L262 167V168H264V165H262V164H264V156H262V155H264V152H262V151H264V147H262V146H264V131H262V128H264V126L261 127V125H264V121H261L262 119H264V115H262V114H264V113L261 112V111H264V107H261V106H264V105H262V104H264V102H261V101H264V93H262V92H264V89H262V87H264V83H262V81H264V80H262V79H264V78H262V77H264V75H262V74H264V69H262V68H264V0H239V1H238V0H232V1L227 0V2H223V0H205V2H204V0H198V1L196 0L197 2H196L195 0H192L194 3H192L191 0H186L187 2L190 1L189 3H187V2L184 1V0H183V1H182V0H161ZM224 1H226V0H224ZM233 1H234V4H232V5H234V6H233V8H231L232 5H230V3H233ZM235 1H236V3H239V4H240L241 2H242V3L240 4V6H238L239 4H236ZM128 2H129V4H128ZM185 2L187 3V6H186V7L184 6V8H183L182 6H183V5H186ZM145 3H146V2H145ZM204 3H205V4H204ZM221 3H224V4H222L223 6L221 5ZM225 3H226V4H225ZM228 3H229V6H227ZM152 4H153V3H152ZM188 4H190V6H191V5H194V6H193V7H192V6L190 7V6H188ZM198 4H200V5H202V6H200V5H198ZM195 5H196V7L198 6L199 9L196 8ZM235 5H237V7H236ZM125 6H126V5H125ZM199 6H200V7H199ZM224 6H225L226 8H225ZM194 7H195L196 9H195ZM182 8H183V9H182ZM135 9H136V8H135ZM135 9L133 8V10H135ZM138 9H139V8H138ZM138 9L136 10V12L138 11ZM181 9H182V10H181ZM197 9H198V10H197ZM238 9H239V10H238ZM131 10H132V9H131ZM232 10H234V11H232ZM216 11H217V12H216ZM240 11H242L241 13L244 12L243 14H244V16H246V20H247V21H245V19H243V18H245V17L242 16L241 13L238 15V12H240ZM141 12H142V11H141ZM245 12H246L247 14H246ZM142 13H143V12H142ZM216 13H218V17L215 16V15H217ZM220 13H221L222 15H220ZM129 14H130V12H129ZM229 14H230V15H229ZM236 14H237L238 16H237ZM219 15H220L221 17H220ZM223 15H224V16L227 15L228 18H227V17H226V18H223ZM234 15H235V16H234ZM240 15L242 16V18H241ZM138 16H140V15H138ZM229 16H230V17H229ZM236 16H237L238 18H239V17L241 18V20H240V21H242V22H240L241 24H242L243 22H245V23H243V25H241L240 23H238L239 25H237V24H236V23L238 22L237 20H239L240 18L238 19V18H236ZM129 18H130V17H129ZM167 18H168V19H167ZM218 18H219V20H218ZM222 18H223V19H222ZM230 18H231L232 20L235 18V20L232 22V20H231ZM220 19H221V20H220ZM228 19H229L228 22L225 21V20H228ZM242 19H243V20H242ZM127 20H128V22H127V21H126V22L129 23V24H131V20L128 19V16H127ZM164 20L166 21L167 24H169L168 22H170V24L167 25V24L165 23ZM129 21H130V22H129ZM171 21H172V22H171ZM175 21H176V23L174 24L173 22H175ZM230 21H231V23H232L237 29L232 28L233 25H231V23H229ZM236 21H237V22H236ZM126 22H124V24H125ZM225 22H227L229 25L226 24ZM235 22H236V23H235ZM247 22H248V23H247ZM161 23H162V24H161ZM171 23H173V25H175L174 27L172 26V28H173L174 30H173L171 27H169V26L171 25ZM124 24H123V25H124ZM235 24H236V25H235ZM162 25H163V26H162ZM209 25H211L210 28H208ZM166 26H167V27H166ZM202 26H203V27H202ZM238 26H239V28L242 26V27L240 28V30H241L240 34H239V31H240V30H239ZM243 26H244V27H243ZM164 27H165V28H164ZM176 27H177V28H176ZM178 27H179V28H178ZM201 27H202V29H201ZM204 27H205V28H204ZM156 28H157V29H156ZM166 28H169V29H168L169 31H170V30H173V31L171 32V34L173 33V34H172L173 36H172V35H171V36L169 35L170 37L168 36V40H171V42H173V41L175 40L176 42L174 41V42H173L174 44H171V42L169 41L170 46H171V50H172V51H170V52H169V51H168V52L165 51V53L167 52V54L164 55L162 52H163L165 49H164V48H163L164 50H163V49H160V45L162 46V43H161L162 41H161V42H157V41H158L159 38L161 37L162 32L166 31ZM175 28H176V29H175ZM203 28H204V29H203ZM207 28H208V30H207ZM211 28H212V29H211ZM231 28H232L233 30H232ZM162 29H163V31H162ZM200 29H201V30H200ZM152 30H151V31H152ZM168 30L166 31L167 34H168ZM179 30H180V31H179ZM210 30H211V31H210ZM234 30H235V31H234ZM236 30L238 31V34H237ZM158 31H160V32H159L160 34L155 35V34L158 33ZM175 31L178 32V33H177V32L175 33V34L177 35L176 37L174 36V35H175V34H174ZM209 31H210V32H209ZM232 31H233L234 33H233ZM180 32H181L182 34H181ZM200 32H201V33H200ZM207 32H208V33H207ZM153 33H155V34H153ZM209 33H210V34H209ZM235 34H236V35H235ZM241 34H242V35H241ZM142 35H143V34H142ZM152 35H153V36H152ZM178 35H179V36H178ZM185 35H187V37H186ZM240 35L243 37V39H241L242 37H241ZM157 36H160V37H157ZM201 36H202V37H201ZM239 36H240V39H238ZM148 37H149V39H148ZM156 37H157V38H156ZM179 37L182 38V39H180ZM193 37H194V38H193ZM200 37H201V38H200ZM205 37H206V39H205ZM209 37H212V38H209ZM173 38H174V39H173ZM176 38H177V39H176ZM208 38H209L210 40H209ZM221 38H222V39H221ZM223 38H225V39H223ZM146 39L148 40V43H146V41H147ZM178 39H180V40H178ZM194 39H196L195 42H194ZM199 39H201V40H199ZM227 39H228V40H227ZM235 39H237L238 42H236L237 40L235 41ZM139 40H140V41H139ZM160 40H161V39H160ZM181 40H182V41L185 40V41L181 42ZM188 40H189V41H188ZM208 40H209V41H208ZM212 40H213V41H214V40H217V41H214L215 43H213ZM220 40H223V41H220ZM224 40H225V41H224ZM226 40H227L229 43L227 42V44H225V43H226ZM230 40H231V41H230ZM241 40H242V41H241ZM142 41H143L145 44H144ZM178 41L181 42V43H179ZM191 41L194 42V43H193L194 47H193V45H191V44L189 43V42H191ZM199 41H201V42H199ZM207 41H208V42H207ZM232 41H233V42H232ZM245 41H246V43H245ZM149 42H150V43H149ZM177 42L179 43V45H176V44H175V43H177ZM216 42L218 43V45L216 44ZM223 42H224V43H223ZM231 42H232V44H233L232 47H231V45H232ZM235 42H236V44H235ZM247 42H248L249 44H248ZM158 43H159V45H158ZM183 43H185V44H183ZM222 43H223L224 45H223ZM240 43H241V44H240ZM242 43H243V44H242ZM164 44H165V43H164ZM181 44H182V45H181ZM187 44H188V45H187ZM201 44H202V45H201ZM215 44H216V45H215ZM220 44H221V45H220ZM229 44H230V46H229ZM238 44L241 45V46L243 45L242 48H241V46L239 47V51L242 49L240 52L237 51V50H238L237 46H239ZM247 44H248V45H247ZM251 44H252V45H251ZM172 45H174V46L172 47ZM180 45H181V47H183V45H184V47H183V48H179ZM199 45H200V46H199ZM212 45H215V46L212 47ZM222 45H223L224 47H222ZM225 45H228V46L226 47ZM235 45H236V49H235ZM245 45H246V46H245ZM177 46H178V47H177ZM186 46H187V47H186ZM195 46H196V47H195ZM217 46H218V47H217ZM219 46H221V47H219ZM248 46H249V47H248ZM250 46H251V47H250ZM253 46H254V47H253ZM158 47H159V48H158ZM199 47H200V48H199ZM215 47H216V48H215ZM255 47H256V48H255ZM146 48H147V47H146ZM172 48H173V49H172ZM192 48H193V49H192ZM195 48H196L197 50H196ZM198 48H199V49H198ZM218 48H219V49L221 48V51H220ZM223 48L226 49V50H223ZM228 48H229L230 50H229ZM240 48H241V49H240ZM159 49H160L161 51H162V50H163V51L161 52ZM181 49H182V50H181ZM183 49L185 50V53L183 52V51H184ZM211 49H213V50H211ZM216 49H217V51H218V50L220 51V52H219L220 54H218V52L215 53V52H216ZM227 49H228V51H227ZM251 49H252V52H251ZM178 50H181V51H178ZM199 50H201V51H199ZM231 50H232V52H233V50H234V52H237L239 55H237V54L235 53V55H236L237 57L234 56V54H233L234 52L232 53ZM173 51H174L175 53H174ZM211 51H212V52L214 51V52L212 53ZM224 51H225V52H224ZM243 51H244V52L247 51V52H249V53L247 54V52H246V54H247V55H246L245 53H243ZM152 52H153L154 54H153ZM155 52H156V53H155ZM159 52H161V53H160L161 56L159 55ZM171 52H172V53H171ZM176 52H177V53H176ZM187 52H188V53H187ZM253 52H254V54H253ZM139 53H140V54H139ZM150 53H151V54H150ZM170 53H171V54H170ZM190 53H191V54H190ZM210 53H211V54H210ZM214 53H215L217 56H218V55H219V56H222V58H221V57L218 58L219 56H218V57L215 56ZM225 53H226V54H225ZM240 53H242V54H240ZM5 54H8L9 56H7V58H4V57H5ZM147 54H148V55H147ZM156 54H157V55H156ZM173 54H174V55H173ZM177 54H180V55H177ZM183 54H184L185 56H184ZM187 54H189V55H187ZM196 54H197V57L200 56V55H202L201 57H198V58H200V59H198L197 57H194ZM199 54H200V55H199ZM228 54H229V55H228ZM250 54H251V55H250ZM152 55H154V58H153ZM162 55H163V57H162ZM168 55H169V57L166 59L164 56H168ZM170 55H172V56H170ZM176 55H177L178 57H177ZM182 55H183V56H182ZM190 55H191L192 57H189ZM193 55H194V56H193ZM212 55H214L215 57H214V56L212 57ZM224 55H225V56H224ZM230 55H231L232 57H231ZM240 55H242V56H240ZM249 55H250V56H249ZM3 56H4V57H3ZM151 56H152V57H151ZM158 56H159V58H161V57H162V58L159 59ZM180 56H181V57H180ZM186 56H187V57H186ZM210 56H211V57H210ZM223 56H224V57H223ZM227 56H229V57H231V58L228 57L229 59L227 60V59L225 58V57H227ZM8 57H9V58H8ZM11 57H12L13 60L10 59ZM150 57H151V58H150ZM156 57L158 58V62H157V60H156ZM170 57H171V58H170ZM188 57H189L190 59H191V58H193V59L195 58L194 61H195V60H199V61H198V64H199L200 61H201L202 64L205 63L204 65H206L207 63H209V64H210V65H209L210 68H212V67H213V69H214L215 67H216V68H215L214 70L212 69V71H211L210 68H209V66H206V68H205V66H203L202 64L196 65L197 62H196V61L194 62L193 59H192V60L187 59ZM233 57H236V59H235V58L233 59ZM14 58H15V59H14ZM143 58H144V59H143ZM196 58H197V59H196ZM224 58H225V60H223ZM241 58H242V59H241ZM2 59H3V60H2ZM8 59H10V60H9L10 62H8ZM22 59H23V60H22ZM141 59H143V60H141ZM151 59H152L153 62L159 63V64H158V67L161 68L162 70L159 69V68H158L157 70H159V71L161 70V71H160V74H162V75H160V76L163 78V81L165 80L167 83L164 82V84H163V82H162V84H161V83L158 82V81L151 80V79H153V78H151V76H149V75H151L149 72H150L152 69L149 68V67L152 66V68H153L154 65H155V66L157 65V64H155V63H154V65H151V64H153V62L151 63ZM164 59H166V60H164ZM170 59H171V60H170ZM185 59H186V60H185ZM230 59H231L233 62H231ZM15 60H16L17 62H16ZM149 60H150V63L148 64V61H149ZM154 60H155V61H154ZM160 60H161V61H160ZM167 60H168V61H167ZM184 60H185V62H184ZM234 60H235V62H234ZM237 60H239V61H237ZM241 60H243V61L241 62ZM23 61H24V62H23ZM141 61H143V62H141ZM163 61H164L165 64L163 63ZM170 61L172 62V65H170V64H171ZM188 61H189V62H188ZM226 61H227V62H226ZM229 61H230L231 64H230V63H229V65L226 64V63H228ZM11 62H13V63L11 64ZM15 62H16V64L18 65V67H19V65H20L19 68H21L24 72H23L22 70H19V69H18L17 65L14 64ZM160 62H162L163 64L161 63V65H160ZM167 62H168V64L170 63L169 66H170L171 68L169 67V70H168V68H167V67H168ZM182 62H183V63H182ZM191 62H192V63H191ZM193 62H194L195 65H196L197 67H199V68H197V67L193 64ZM221 62H223V63L225 62L226 65L223 64V63H221ZM236 62H237V64H236ZM7 63H8V64H7ZM22 63H23V65H22ZM173 63H174V66H173ZM177 63H178V64H177ZM190 63H191V64H190ZM220 63H221V64H220ZM232 63H233L234 65H233ZM239 63H241V64L239 65L240 67L242 66V64L245 63V65H243L244 67H246V68H244L245 71L242 70V67H243V66H242L241 69H240V67L238 66ZM10 64H11L12 66H11ZM188 64H189V65H188ZM219 64H220V65H219ZM15 65H16V67H15ZM149 65H150V66H149ZM166 65H167V66H166ZM179 65H181V66H179ZM207 65H208V64H207ZM222 65H223V66L225 65L226 67H228V69H227L225 66H224V67H221ZM230 65H233V67H231ZM235 65H236L237 68L235 67ZM3 66H4V67H3ZM13 66H14V67H13ZM134 66L137 67V70H139L138 72H136L137 70H135L136 68H135ZM160 66H162V67H160ZM172 66H173V67H172ZM175 66H176V67H175ZM177 66H178V67H177ZM183 66H184V69H183ZM194 66H195V68H194ZM202 66H203V67H202ZM219 66H220V67H219ZM7 67H8V68H7ZM163 67H164V68L166 67L167 70H168V72L165 71L166 68L164 69ZM174 67H175V68H174ZM179 67H182L183 70H182L181 68H180V70H179ZM201 67H202V68H201ZM229 67H230V68H229ZM138 68H139V69H138ZM147 68H148V71H149V69H150L149 72L147 71ZM172 68H173V70H172ZM176 68H177V69H176ZM187 68H188V69H187ZM207 68H208V71H209V72H207ZM224 68H225L227 71H226ZM233 68H234V70L231 72V70H232ZM257 68H258V69H257ZM8 69H9V72H10V70H11V74L14 75V76H13V75L11 76L10 73L7 72V74L9 73V76L7 75L9 79H8L7 76H6V71H5V70L8 71ZM16 69H18V70H16ZM140 69H141V70H140ZM144 69H146V70H144ZM154 69H155V67H154ZM170 69H171V70H170ZM186 69H187V71H191L192 69H196V70H197V69H200L199 71L197 70V71H198V72H197V73H198L197 75H199L198 77H199V78H200V77L202 78V79H199V80H198L199 83H200V81L205 80V78H207V80H205V82L207 81L208 84H209V83L211 84V83H212L211 81H213V80H217L216 83H215V81L213 82V83H214L213 86L215 87V84H216V86H217V90H216V87H215V88L213 87L214 89L211 87L212 84H211V85H208V84H206L204 81H203V83L206 84V85H208L207 87H209V89L206 87V85H204L205 88H203V90L205 89L204 91H206V89H208V90H207L208 92H211V90H212V91L216 90V91H214V92H215V94L217 93V94L215 95V97H219V101H218L219 103L217 102L218 104L215 103V102L218 100V98H215V97H214L213 99H211V100H212V101H211L212 104L210 103V101L208 102V100H206V101L202 100V101H198V102H196L197 100H199V97H198L196 94H199V93H197V92L200 91V90H202V88L199 87L200 90L198 89V87H197V86H199V83H198L197 86L194 87V88L197 87V88H196L197 91L194 90L193 86H194L198 81L196 82L195 80H191V84H190V83H189L190 80H189V82H188V79H187V78H188V77H187L188 75H187V76L185 75V74L187 73ZM217 69H218L219 71H218ZM220 69H222V70H220ZM237 69L240 70V71L238 72ZM260 69H261V70H260ZM13 70H14V71H13ZM28 70H30V72H29ZM131 70H132L133 72H132ZM142 70H143L145 73H143ZM163 70L165 71L166 74L172 72V73H170L171 76L164 75V71H163ZM176 70H178V71H176ZM17 71H18V72L20 71L21 73L19 72V73H20V74H19ZM141 71H142V73H141ZM152 71H153V70H152ZM182 71H183V73H182ZM204 71H205V72H204ZM221 71H224V73L222 72V74H221L222 77H221V75H219V74L221 73ZM234 71H235V72H234ZM236 71H237L238 73H236ZM241 71H243L244 73L241 74ZM13 72H14V73H13ZM16 72H17V74H16ZM22 72H23L24 74H23ZM28 72H29L30 74H29ZM32 72H33V75H32ZM131 72H132V73H131ZM147 72H148V76H147V74H146ZM179 72H180V73H179ZM201 72H203L205 75L202 74ZM210 72H211V73H210ZM25 73H28V74H25ZM37 73H38V74H37ZM138 73H141V74H138ZM173 73H175V75L178 76V78L174 77ZM207 73H209V76H211V78L214 76V77H213V80L208 79L209 77L207 76V75H208ZM212 73H213V74H212ZM227 73L230 74V75L233 74V75H231V78H228L230 75H228ZM15 74H16V75H15ZM18 74H19V75H24L25 77H24V76H20V77H19ZM34 74H35V75H34ZM180 74H181V75H180ZM182 74H183V78H182ZM210 74H211V75H210ZM234 74H240V75H241V78H240V75H238V78H236L237 75H234ZM28 75H30V77H29ZM36 75H37L38 78L35 77ZM137 75H138V76H137ZM200 75H201V76H200ZM203 75H204V76H203ZM227 75H228V77L225 78V76H227ZM254 75H256V76H255L256 79H253L254 77H252V76H254ZM17 76L19 77V80L21 81V83H22V81L25 82L26 79H27V82H29V81L33 78V79H32V82H31V84H30L29 86H28V84H26L27 82L23 83V84H26V85L28 86V88H27V86L24 85V86L26 87L25 89L30 90L29 92H28L27 90H26V91H27V92H26L25 89L21 86V85H23V84H21V83L18 84V82L15 81V80H16L15 77H17ZM26 76H27V77H26ZM31 76H32V78H31ZM44 76H45V77H44ZM136 76H137V77H136ZM180 76H181V77H180ZM205 76H206V77H205ZM249 76H250V78H251V81H250ZM11 77H12V78H11ZM40 77H41V78H40ZM72 77H73V76H72ZM135 77H136V78H135ZM145 77H146V78L148 77L147 79H150V80L147 81ZM155 77H156V76H154V79H155ZM157 77H158V76H157ZM157 77H156V78H157ZM169 77H170V78H169ZM184 77H185V78H184ZM186 77H187V78H186ZM203 77H204V79H203ZM232 77H233V78H232ZM243 77H244V78H243ZM247 77H248L249 79H248ZM258 77H259V78H258ZM260 77H261V78H260ZM4 78H6V79H4ZM13 78H14L15 80H14ZM20 78H21V79H20ZM23 78H24L25 81L23 80ZM30 78H31V79H30ZM133 78H134V79H133ZM168 78H169V81L166 80V79H168ZM174 78L178 79V81L175 80ZM179 78H180V79H183V80H180ZM219 78H220V80H219ZM221 78L224 79V80H222ZM234 78H235V79H234ZM239 78H240V80H242V81H239ZM245 78H246V80H245ZM2 79H3L4 81H2ZM7 79H8V80H7ZM12 79H13V82L15 81L16 83L14 82V83L12 84V83L10 82V81H12ZM39 79H40L41 85H40ZM45 79H46L47 82L45 81ZM47 79H49V80H47ZM67 79L70 80V79H69V75H67ZM171 79L173 80L172 82L170 81ZM184 79H185L188 83H186ZM189 79H191V78H189ZM237 79H238V81H237ZM257 79H259V80H257ZM9 80H10V81H9ZM17 80H18V79H17ZM34 80H35V81H34ZM36 80H37V81H36ZM71 80H72V79H71ZM74 80H75V79H73V81H74ZM156 80H157V79H156ZM161 80H162V79H161ZM221 80H222V82H221ZM248 80H249V81H248ZM253 80H254V81H255V80H256V81H260V80H261V81H260V84L262 83L261 87L259 86V85H260L259 82H258V83H254ZM20 81H19V82H20ZM66 81H67V80H66ZM130 81H131V80H130ZM145 81H146V82H145ZM149 81H152V82H150L151 85H150ZM154 81H155L156 83H154ZM181 81H182V82H181ZM194 81H195L196 83H195ZM209 81H210V82H209ZM219 81H220V82H219ZM224 81H226V82H224ZM243 81H244V82H243ZM246 81H247V83H245ZM252 81H253V83H252ZM256 81H255V82H256ZM43 82L46 83V85H47V83H49V85L46 86ZM84 82H85V81H84ZM147 82L149 83V84H147V85H149V88H148L149 91H151L150 88L153 89V91L150 92V94L153 93V97L151 96V98H150V95H149L148 97L146 96V95L149 94L148 90H146L147 87H148V86L146 85ZM157 82H158V83H157ZM173 82H174V83H173ZM175 82H176V83H175ZM192 82H193V83H192ZM217 82H218V83H217ZM240 82H241V83H240ZM7 83H8V85H7ZM29 83H30V82H29ZM33 83H34V84L37 83V86L34 85L35 87H37V88H35L36 90H33V87H34V86H33ZM42 83H43V84H42ZM138 83H141V85L143 84V86H142V87L138 86V85H137ZM170 83H171L172 85H171ZM179 83H181V84H179ZM185 83H186V85H185L186 87L184 86ZM203 83L201 82V83H200V86H202ZM224 83H225L226 85H224ZM238 83L240 84L241 87H243V89L239 86ZM251 83L253 84V86L251 85ZM11 84H12V85H11ZM14 84H15V88H19V86H20V91H18L19 89H16V90L13 91V89H15L14 86H13ZM16 84H17L18 86H17ZM20 84H21V85H20ZM154 84H156V88L153 87ZM166 84H167L168 86H167ZM175 84H179V85L177 86V85H175ZM188 84H190V85L188 86ZM192 84H193V85H192ZM219 84H220V85H219ZM222 84H223L224 86H223ZM244 84H246V85H244ZM248 84L251 85V87H250V86H247ZM254 84H255V85L257 84L256 86H258L259 89H257V87H255ZM258 84H259V85H258ZM9 85H10V88H9L10 90L8 89ZM38 85H39L40 87L42 86L41 89L39 88L41 91H40V90H39V91L37 90L38 87H39ZM52 85H55V84H52ZM76 85H79V84L77 83ZM157 85H159V86H157ZM165 85H166V87H165ZM170 85L172 86V88H171ZM173 85H175L176 87L173 86ZM181 85H182L185 89H183V87H182ZM228 85H229V88L227 87ZM236 85H238V87L240 88V90L238 89V87H237ZM16 86H17V87H16ZM123 86H124V85H123ZM134 86H135V87L137 86V87L135 88ZM146 86H147V87H146ZM150 86H152V87H150ZM160 86H161V88H160ZM179 86H180V88H182L183 90H182V89L178 90L177 88H178ZM191 86H192V87H191ZM218 86H220L219 89H218ZM225 86H226V87H225ZM244 86H245V87H244ZM11 87H12V88H11ZM30 87H31L32 89H29ZM46 87H47V88H46ZM130 87H134V88H135V89H134L135 94H134L133 90L127 89V88H130ZM138 87H139V88H138ZM143 87L146 88V89L144 88V89H145V93H146L145 95H143V93H144V92H143V91H144ZM157 87H159V89H160V92H159V95H160V96L158 95V92H157V91H159V90H157ZM164 87H165V88H164ZM188 87H189V88H192V89H189ZM210 87H211V88H210ZM221 87H224V90L221 89ZM21 88H22V90H21ZM42 88H43V89H42ZM48 88H49V89H48ZM55 88H56L57 90H56ZM67 88H68V89H67ZM105 88H107V87H105ZM163 88H164V89L169 88V89H168V90L166 89V90L164 91ZM170 88H171V89H170ZM173 88H174V89H173ZM175 88H176V89H175ZM187 88H188V90H190L191 93H192V90H193L194 94H193V93H192V94L189 93V91H188V92L185 91V90H187ZM225 88H228V89H225ZM235 88L238 89V90L236 91ZM46 89H47V90H46ZM66 89H67V90H66ZM120 89H121V86H120ZM124 89H125L126 91L128 90V92H125ZM140 89H143V91L141 92ZM155 89H156V91H154ZM233 89H235L236 92H234ZM245 89H246V90H245ZM256 89H257L261 94H259V92H258ZM260 89H261L262 91H261ZM8 90L10 91V93L7 92L8 94L6 93V96H5V93H4V92H6V91H8ZM43 90H45V91H43ZM50 90H52V91L55 90V92H59V93L57 94V93H54V92H52V91H50ZM68 90H70V91H68ZM103 90H104V89H103ZM129 90H130L131 93L129 92ZM162 90H163V91H162ZM171 90H172V93L169 92V91H171ZM176 90H177V92H176ZM219 90H220V92H218ZM225 90H226V91H225ZM227 90L229 91V95H228V93H227ZM230 90L232 91L233 95H232V93H231ZM242 90H245V91H242ZM253 90H254V91H253ZM15 91H17V92H15ZM37 91H38V92H37ZM49 91H50V93L52 92L51 95H50ZM71 91H72V92H71ZM136 91H137V92H136ZM167 91L170 93V95L168 94V96L171 98L170 101H172V99H175V97H173V96L176 94V96L179 95V96L176 97V99H177V98L180 99V97H181V98H182L181 100H184V102L187 103V108H188L189 110L191 109V111L194 112L195 109H198V110H200V111L195 110V112L192 114V113H190L191 111H189V110L186 108V110H185V112H183V113H184V114H183L181 111L179 112L178 109H175V108H173V107H171L169 110L172 111V112H174V113H172V112H170V111L167 110L166 113H164V114H162L161 112H159V114H158L157 110L154 111V112L152 111L153 108H152V110L149 111V109H150V104H151L152 102H156V100H157L158 102L162 101L161 98L163 97V95H164V96L167 95V94H166V93H168ZM181 91H183V93H182ZM184 91H185L186 93H185ZM221 91H222V92L225 91V92L222 93ZM238 91H239V92L241 91V92H240V95H239V92H238ZM247 91H248V92H247ZM36 92H37V93H36ZM123 92H125V93H123ZM139 92H141L140 94H142L143 96H142V95H137V97H138V96H139V97H138V98L135 97L137 93L139 94ZM173 92H174V93H173ZM175 92H176V93H175ZM195 92H196V93H195ZM246 92H247V94H245ZM252 92H254V93H252ZM3 93H4V97H2V96H3ZM14 93L16 94L15 97H14V95H13ZM32 93H33V94H32ZM48 93H49V94H48ZM72 93H73V94H72ZM74 93H75V94H74ZM129 93H130L132 96H130ZM147 93H148V94H147ZM164 93H165V94H164ZM177 93H179V94H177ZM181 93H182V94L185 93L184 95L187 94V95H186L187 97H188L189 94H190L191 97H193V98L196 97L197 99L194 101L193 98L188 97V99H187V97H185L184 95H182V96L184 97V98H183V97L181 96ZM225 93H226V94H225ZM234 93H235V94H234ZM11 94H12V96H11ZM34 94H35V95H34ZM38 94H39L40 96H37ZM42 94H43V95H42ZM46 94L48 95V97H46V96H47ZM53 94H54V95H53ZM66 94H67V96H70V95H71V97H69L70 100H68L67 102H68L71 106L75 103L72 107H70V105H69L68 103H66V100L69 99V98H67ZM121 94H120V95H121ZM124 94H125L126 96H125ZM155 94H157L159 97H157V95H155ZM172 94H173V95H172ZM221 94H222V95H221ZM230 94H231L232 96H231ZM243 94H244V95H243ZM256 94H257V95H256ZM258 94H259V95H258ZM7 95H8V96H7ZM24 95L27 96V97L25 96L26 98L31 97V96L33 95L32 97H33L34 99H33L32 97H31V98H32L33 100L30 98L32 102H31V101L29 102L30 99H29V100L27 99V102H29V103H27L26 100H25ZM30 95H31V96H30ZM44 95H46V96H44ZM55 95H56V96H55ZM58 95H64V96H58ZM72 95H73V96H72ZM151 95H152V94H151ZM161 95H162V96H161ZM193 95H194V96H193ZM211 95H214L213 92H211ZM219 95H220V96H219ZM237 95H238V96H237ZM35 96H36V97H35ZM41 96H42V97H41ZM43 96H44V97H43ZM49 96H50V98H49ZM54 96H55V97H54ZM65 96H66V97H65ZM112 96H113V95H112ZM140 96H141V97H140ZM168 96H167V97H168ZM224 96H225V99L228 98V101H229V99H230V101H232V100L235 101V102L232 101V102H233V105H232V103H230V101H229V103H230V106H229V107H230V108L228 107L229 103H228L227 100H226L227 102H225V99L221 100L222 97H224ZM235 96L237 97V101H238V102L236 101V97H235ZM239 96H240V98H239ZM241 96H242V97H241ZM243 96H245V97L248 96V97H247V99L244 97V98H245V100H244ZM52 97H53L54 99H53ZM64 97H65V101L63 100ZM74 97H75V98H74ZM145 97H147V99H146ZM165 97H166V96H165ZM169 97H168V98H169ZM220 97H221V98H220ZM250 97H251L252 100L250 99ZM252 97H255V98H257V99L255 100V98H252ZM10 98H12V99H10ZM19 98H20V99H19ZM35 98L38 99V100H36ZM44 98H45V99H44ZM58 98H59V100H58ZM61 98H62V100H60ZM83 98H84V96H83ZM111 98L108 99V100L111 101ZM143 98H144V99H143ZM153 98H156V99H153ZM157 98H158V99H157ZM163 98H164V97H163ZM168 98H166V99H168ZM248 98H249V99H248ZM47 99H48V100H47ZM49 99H50V100H49ZM52 99H53V101H52ZM74 99H75V100H74ZM76 99H79V100H76ZM138 99H140V100L142 99V101H143L144 104L141 103V101H139ZM149 99H151V103H149V102H150ZM185 99H186V100H189V102H188V101H185ZM191 99H192L193 101H192ZM214 99H215V102H214V103H215V106H216V107L213 105V104H214V103H213ZM216 99H217V100H216ZM234 99H235V100H234ZM17 100H18V101H17ZM45 100H46V102H45ZM55 100H56V101H55ZM57 100L59 101V106H58V102H57ZM114 100H115V101H114ZM144 100H145V101H144ZM153 100H154V101H153ZM181 100H180V101H181ZM239 100H241V101H243V102H241V101L239 102ZM257 100H258V101H257ZM259 100H260V101H259ZM51 101H52V102H51ZM63 101H64V102H63ZM74 101H75V102H74ZM80 101H82V99H81ZM110 101H109V102H110ZM136 101H137V102H136ZM138 101H139V102H138ZM245 101L248 102L247 105L243 104V103H246ZM254 101H255V103H253ZM256 101H257V102H256ZM8 102H9V103H8ZM25 102L27 103L26 106L23 105ZM44 102H45V103H48L47 105H50V104H51V107H50V106H47ZM61 102H62V104H61ZM70 102H72V103L74 102V103L71 104ZM78 102H79V103H78ZM124 102H125V103H124ZM145 102H146V103H145ZM182 102H183V101H182ZM184 102H183V103H184ZM191 102H192V103H191ZM199 102H200V103H199ZM202 102H203V103H202ZM204 102H208V103L205 104ZM220 102H221L223 105H222ZM26 103H25V104H26ZM30 103H31V104H30ZM41 103H43V104H41ZM52 103L56 104L57 107H59V108H58L59 110H60L61 108H63L65 111L67 110L66 112H67L68 115L70 114V111L73 112V113H75V114L71 113L70 116L73 114V115H75L76 117H78V118H76L75 116H71V117H72V122H73L75 125H76V123H77L78 125H76V126H77V127H76L75 125H72V124H73V123H72L71 126H72L73 128H74V126H75L76 128H74V129H75L77 132H79L81 135L83 134L84 131H86V129H84V127H83L84 124H85L87 121H89V120H90L89 122H91L92 120H93V121L96 120L94 123H93V121L90 123L91 126H92V129H91L90 127H89V128H90L91 130L94 129V130H93V134H96V132H94V131H96V130H95V127H96V125H97V128H98V126H99L100 129L98 128V130H99L98 132H99V133L97 132V134H98V135L100 134V136H98L97 138H96L97 135H96L95 137H93V139H95V140L97 139V141H99V144H98V142H95L94 140L90 139V136H91V135L94 136V135L92 134V131L89 132L90 129H89V131H88L89 133H87V134H89V136L87 135L88 137H83V136H85L84 134H86V133L84 132V134H83L82 137H81V135L78 133V135H80V138H78L79 136H78V135H77V136L75 135V134H76V131L73 130L72 127H71L72 131L69 132V131L71 130V129H69V128H70V122H69V119H68L70 116L68 117L67 114H66V112H65L63 109H62V110H63V112H65V113H62V112H61L62 110L58 112V110L56 109V106H55V105H52ZM63 103H64V107L62 106ZM76 103H77L78 105H76ZM80 103H82V105H81ZM112 103H108V104L110 105V109H111V110L115 109V108H112V107H111V105H113ZM118 103H120V104H118ZM127 103H128L129 105H128ZM130 103H131V105H130ZM137 103H139L140 105L137 104ZM189 103H190V104H189ZM195 103H197L198 105L200 104V105H199L200 107L198 106L199 108H197V106H195V105H197V104H195ZM201 103H202V104H201ZM209 103H210V104H209ZM236 103H237V104H236ZM238 103H239V104H238ZM240 103H242V104H240ZM251 103H252V104H251ZM257 103H258L259 105H258ZM261 103H262V104H261ZM1 104H3V106H1ZM29 104H30V105H29ZM65 104L68 105V107H66ZM122 104H124V105L126 104V105H128L129 107H126V108H125L124 106H122ZM136 104H137V105H136ZM147 104H148L149 106H147ZM152 104H153V103H152ZM152 104H151V105H152ZM192 104H193V105L195 104L194 107H196V108H193V107H192V106H193ZM226 104H227V105H226ZM248 104H249V105L251 104L250 106H252L253 108L250 107V106H248ZM255 104L258 105V106H257L258 109H257V108L254 109V108L256 107ZM8 105H9V106H8ZM16 105L18 106L17 108H16ZM19 105H20V104H19ZM33 105H32L31 108H33V109L36 110V111L34 110L33 112H35V113H36V112H39L40 110L38 111V110L36 109V107H35V108L33 107ZM35 105H34V106H35ZM75 105H76V107H74ZM83 105H85V108H84ZM88 105H89L90 108H88ZM184 105H185V103H184ZM190 105H191V106H190ZM204 105L206 106L207 109L204 108V107H205ZM208 105H209V107H207ZM210 105H211V106H210ZM234 105H235V106H234ZM238 105H241L240 107H241L242 109H244V113H242L243 111H241L242 109H241L240 107H236V106H238ZM244 105H245L246 107H245ZM260 105H261V106H260ZM22 106H23V108L20 109ZM24 106H25V107H24ZM52 106H54V107H52ZM61 106H62V107H61ZM80 106L83 107L85 110H86V108L89 109L88 112H87V111L84 112L85 110L82 111L83 108H81ZM139 106H141V107H139ZM189 106H190V107H189ZM202 106H203V107H202ZM213 106H214L215 108H214ZM47 107H49L50 109L52 108V109H53V112H50V111H49V108H48V110H47ZM65 107H66V109H65ZM77 107H78V109H79V107H80V109H82V110L79 109V110H80V111H79V110L77 109ZM92 107H93V108H92ZM138 107H139V108H138ZM143 107H144V108H147V110L145 111V109H143ZM210 107H213V109H212V108L210 109ZM222 107H224V108H222ZM227 107H228V108H227ZM232 107H233V108H232ZM235 107H236V109H235ZM259 107H261V109H260ZM29 108H30V107H29ZM54 108H55L56 110H54ZM71 108H73V109H71ZM74 108H76V109L78 110V112H81V113L83 112V115H84V113H85L86 116H89V118H90V117H91V118L89 119L88 117L83 116L84 119H85V118L87 119V120L85 119V121H84V120H83V117H81V118L79 117L80 115L82 116V114H81V113H80V114L77 113L76 110H75ZM137 108H138V109H141V108H142V109H141V110H138ZM148 108H149V109H148ZM201 108H202L203 110H201ZM208 108H209L210 110H209ZM217 108H218L219 110H218ZM226 108H227V109H226ZM246 108H247V109H246ZM251 108H252V109H251ZM6 109H7V108H5V110H6ZM15 109H17V110L19 109V111L16 110L15 112H17V113H15V112H14ZM23 109H25V110H23ZM42 109H44V112H43ZM110 109H109V110H110ZM120 109H121V110H120ZM173 109H175V110H173ZM230 109H231V112L229 111ZM245 109H246V110H245ZM249 109H251V111H248ZM20 110H23V111H20ZM68 110H70L69 113H68ZM74 110H75V112H74ZM176 110H177V111H176ZM187 110H188L189 112H188ZM213 110H214V111H213ZM216 110H218V111H216ZM238 110H239V111H238ZM24 111H27V112L25 113ZM51 111H52V110H51ZM54 111H55V112H54ZM92 111H93V112H92ZM123 111H124V112H123ZM129 111H130V112H129ZM132 111H133L134 113H133ZM143 111H144V112H143ZM202 111H203V112H202ZM208 111H209V113H208ZM220 111H221L222 113H221ZM240 111H241V112H240ZM245 111H247V112H245ZM254 111H255V112H254ZM257 111H258V113H256ZM46 112H47V113H46ZM49 112L52 113V114H50ZM91 112H92V114H90ZM94 112L97 113V114L95 115ZM138 112H139V113H140V112H141V113L143 112V113L145 114L144 117H143V114H141V113H140L141 116L138 115V114H139ZM168 112H169V113H168ZM178 112H179V113H178ZM200 112H201V113H200ZM205 112H206V113H205ZM223 112H224L227 116H226ZM4 113H6V114H4ZM14 113H15V114H14ZM27 113H28V114H27ZM41 113H42V116H43V117L41 116ZM44 113H45L46 115H43ZM53 113H54V114H53ZM55 113H56V114L58 113V114L56 115ZM59 113H60V114L62 113L61 115H62L63 117H65V114H66V116H67L68 118L65 117L66 120H65L63 117H61L62 119L59 118V116H58ZM76 113H77V114H76ZM88 113H89V114H88ZM93 113H94V114H93ZM124 113H125V114H124ZM135 113H136V114L138 113V114L136 115ZM171 113H172V114H171ZM175 113H176V115H174ZM189 113H190V115H191L192 118L188 115ZM197 113L200 114V115H198ZM202 113H205L206 115H207V113H208V116H209V114H210V116L207 117V116L205 115V117L201 119L200 116H201V115L204 116V114H202ZM215 113H216V114H215ZM232 113H233V114L235 113L234 116H232V115H233ZM246 113H247V114H246ZM38 114H40V116H39ZM47 114H48V117H49V118H46V119H45V117H47ZM49 114H50L51 116L53 115L54 118H56V119H55L56 121H57V119L59 118L58 121L60 120L59 122L62 123V125H59L60 123L58 124V123H57L58 121L56 122L55 120H52V119H53V116L50 117ZM98 114H99V116L102 115V116H101L102 118H101V117L98 118V117H99V116H97ZM126 114H127V115H126ZM132 114H133V116H132ZM157 114H158V116H156ZM165 114H166V115H165ZM170 114H171V116H169ZM194 114L197 115V116H195ZM239 114H242V115L240 116ZM17 115L20 116V117L18 116V119H17V117H16ZM128 115H129V116H132V117H134V118L136 117L135 119L138 118V119H137V122H136V120L133 121V118H131V119H132L131 122H132V123H135L137 126H136L135 124H134L135 126H132L133 124H132V123H129L131 119L128 117ZM162 115H165V116H162ZM167 115L170 117V119H171V117H172V119H173V116H175V120L173 119V122H174V123L172 122V119H171L169 122H167V120H169L168 117H167ZM172 115H173V116H172ZM178 115L180 116V118H182V117H185V118H184V119L182 118V120H181V119L179 118ZM182 115H183V116H182ZM217 115H218V117L221 115V116L219 117V119H221L222 121H220V120L218 119L217 122H216V119L218 118ZM223 115H225V116H223ZM230 115H231V116H230ZM257 115H259L260 117H259V116L257 117ZM55 116H56V117H55ZM95 116H96V117H95ZM124 116H125L126 118H129V120H128V119L125 120V119H124ZM138 116H139V117H138ZM149 116H150V119H149V120H150V122H153V123H152L153 125L150 124V123H149V125H148V122H149L148 117H149ZM159 116H160L161 118H158ZM186 116H188L189 118L186 117ZM203 116H202V117H203ZM228 116H230V117H228ZM242 116H244V117H242ZM11 117H10V118H11ZM40 117L42 118V120H41L42 122H40V119H39ZM93 117H94V118H93ZM145 117H146V118H145ZM165 117H167V118H165ZM193 117L197 118V121H195V119H194ZM198 117H199V119H201V120H200V121H201V122H200L201 124L199 123L200 125L197 123V122H199V121H198V120H199ZM214 117H215V118H214ZM216 117H217V118H216ZM238 117H239V118H238ZM12 118H13V117H12ZM51 118H52V119H51ZM79 118H80V119H79ZM92 118H93V119H92ZM97 118L99 119L100 122H98V119H97ZM118 118H119L120 120H117ZM143 118H144V119H143ZM164 118H165L166 120H165ZM176 118L179 119V120H181V124H182V126H184V125L186 124V125L184 126L185 128H182V126H181V124H180V121H179V123H178V120H177V123H178V124L175 122V121H176ZM208 118H209V120H208ZM222 118H227V120L222 119ZM228 118H231V119L229 120ZM236 118H237V119H236ZM261 118H262V119H261ZM43 119H45L46 121H47V119H48L49 121L51 120V121L53 122V124L56 122L59 126H58L56 123H55V124H56L57 126H56L55 124H54V125L52 124L51 127H52V128L54 127V128L52 129V128L50 127V130H49V126L51 125V124H50L51 122L48 123V122H46V121L44 120V121H45V124H49V126L46 125L47 127L44 128L43 126H45V125L43 124V123H44V122H43ZM67 119H68V121H67ZM75 119H77V120L79 119L80 122H79V120H78V121H77V120L75 121ZM88 119H89V120H88ZM91 119H92V120H91ZM109 119H110V118H109ZM139 119H142V120H144V121L141 120V121H142V122H141ZM146 119H147V122H146ZM163 119H164V120H163ZM189 119H190L191 121H190ZM212 119H213V120L215 119V120H214L215 122H214ZM232 119H234V120H232ZM260 119H261V120H260ZM34 120H35V121H34ZM36 120H37V121H36ZM61 120H62V121H61ZM64 120L67 122V123L65 122V124H67V125L69 124V126H66V125L63 126V124H64L63 121H64ZM124 120H125V121H124ZM151 120H152V121H151ZM156 120H157V121H156ZM184 120H185V121H184ZM188 120L192 123V124H191L190 122H188V123H189V126H190L191 128H190V127L188 126V124H187V121H188ZM202 120H205V122L202 121ZM207 120H208L209 122L213 121L216 125L214 124V125H212L213 127H211L210 124H213V122L209 123ZM231 120H232V121H235V120H236V121H235L236 124H234ZM240 120H241V121H240ZM243 120H244L245 122H244ZM19 121H20V122H19ZM24 121H25V122H24ZM32 121L35 122V124H34ZM70 121H71V119H70ZM81 121L83 122L82 124H81ZM102 121H103V123H104L103 125H104L105 127H107V125H108L107 123H110L111 126H110V127L108 126V129L106 128V130H105V127H104L103 125L101 126V124H102L101 122H102ZM104 121H106V122H104ZM121 121H123V122H121ZM126 121H128V122H126ZM138 121H140V122H138ZM155 121H156V123L159 121L158 123H160L161 126H159L160 128L158 127V129L154 131V128L156 129V126H158V125H157L158 123H157V124L154 123ZM160 121H162V123H161ZM165 121H166V122H165ZM183 121H184L185 123H184ZM193 121H194L195 125H193V124H194ZM239 121H240V122H239ZM10 122H12V123H14V124L11 125L12 123H10ZM36 122H37V123L40 122V123L42 124V125H40L41 128L38 126L39 123L37 124ZM75 122H76V123H75ZM89 122H88V123H89ZM96 122H97V123H96ZM206 122H207L209 125H208ZM218 122H219V123H218ZM223 122H224V123H223ZM225 122H226V125H228V126L224 125ZM229 122H232V124L230 123V125H229ZM243 122H244V123H243ZM246 122H248V123H246ZM255 122H256V123H255ZM261 122H262V123H261ZM9 123H10V124H9ZM32 123H33V124H32ZM92 123H93V124H92ZM99 123H100V124H99ZM122 123L124 124L123 126L121 125ZM127 123H129V126H128ZM139 123H143V124L138 125ZM145 123H146V124H145ZM165 123H166V125H167L168 127H169L171 124H173V126L171 125L170 127H174V128L171 129L170 127H169V128H168V127H166V128L163 127V126H165ZM175 123L177 124V126H175V125H176ZM204 123H205V124H204ZM222 123H223V124H222ZM237 123H239V124H238L239 126L237 125ZM254 123H255L256 125H255ZM16 124H17V125H16ZM79 124H81V125H79ZM86 124H87V123H86ZM90 124H89V125H86L85 128H87L88 126H90ZM95 124H96V125H95ZM98 124H99V125H98ZM125 124H127V125L125 126ZM130 124H131V126H130ZM144 124H145L146 126H151V125L154 126V125L156 124V126H155V127H152V129H151V128L149 129V127H145V126H144V127H145V129H144V127L142 126V125H144ZM162 124H163V126H162ZM168 124H169V125H168ZM174 124H175V125H174ZM179 124H180V125H179ZM183 124H184V125H183ZM203 124H204L205 126H204ZM249 124H250L251 126H250ZM260 124H261V125H260ZM33 125H34V126H33ZM35 125H37V127H39V128H38V130L40 129L39 131H41V130L43 129V130H42V133L39 132L37 129H35V128H37ZM94 125H95V127H94ZM196 125H197V126H196ZM202 125H203L204 127H203ZM207 125H208V127H207ZM217 125H218V126H217ZM15 126H16V127L18 126V127L16 128ZM19 126H20V128H19ZM26 126H27V127H35V128H32V129H34V130H32V129H28ZM62 126H63V127H62ZM65 126L67 127V132L64 130V129H65V128H64ZM78 126H80V127L82 126L81 128H83V130H81V132L78 131V130L81 129V128L79 129ZM112 126H113V127H112ZM124 126H125V127H124ZM127 126H128V128H129V131H130V132L128 131V129H125V128H127ZM141 126H142V127H141ZM187 126H188V127H187ZM192 126H194L195 128L193 129ZM216 126H217V127H216ZM222 126H223V127H222ZM225 126H226L227 129L224 128ZM237 126L240 128V130H237V129H239ZM240 126H241V127H240ZM243 126H244V127H243ZM245 126H246V129H245ZM247 126H248V127H247ZM253 126H255V128L257 127L256 130H255V128H254ZM58 127H59V128H58ZM68 127H69V128H68ZM93 127H94V128H93ZM101 127H102L105 131H107V132H108V130H109V134L106 133L103 129H101ZM123 127H124V129H125V132L127 131L126 133H124V131H123V129H122ZM130 127H131V128L133 127V128L130 129ZM138 127H139V128H138ZM177 127H181V128H182V129H181L182 132H183V131H184V132H185V131H186V132H190L191 130H194V132H193V131L190 132V134L193 133V134H192L193 137H194V133H195V134L199 133V134H201V135L203 134L204 137L202 136V138H200L201 136L198 137V136L196 135L195 138L197 137L198 140L195 139V140H196V141H195V140H193L194 138L192 139V138H191V135H189V134L186 133V132H185V133L183 132V133L186 134V135L188 134V136L185 135V137H184V136L181 137L183 134L179 131L180 128H178V130H176ZM186 127L189 129L188 131L186 130ZM197 127H201V130H200V129L197 130V129H198ZM202 127L204 128V130H203ZM218 127H219V129H218ZM228 127H229V128H228ZM234 127H235V128H234ZM236 127H237V129H236ZM251 127L254 128V129H252ZM18 128H19V129H18ZM22 128H23V129H22ZM46 128H48V129H46ZM97 128H96V129H97ZM140 128H141V129L143 128V130H141ZM146 128L149 129V130H146ZM164 128H165V129H164ZM207 128H208V129H207ZM242 128H243V129H242ZM1 129H2V130H1ZM16 129H17V131L19 130V132H16ZM20 129H21V131L23 130L22 132L24 133V135H23V134H22V135L25 136L24 138L27 140V143L25 142L26 140L23 138V136L20 134V133H22V132H20ZM24 129H25V130H24ZM44 129L46 130L45 132H43ZM110 129H112V132L110 131ZM113 129H114V130L119 129L121 132H123L124 134H126V135H125L126 137H125L124 134L121 133L120 131H113ZM121 129H122V130H121ZM139 129H140V130H139ZM160 129L162 130V132H164V130H166V132H164L165 134L162 133ZM169 129H170V130H169ZM184 129H185V130H184ZM190 129H191V130H190ZM222 129H223V130H222ZM247 129L254 130L255 132H256V131H257V132L254 133V131H250V130H247ZM26 130H27V131H26ZM28 130H30V131H28ZM31 130H32V131H31ZM35 130H36L38 133H37ZM47 130H48L49 132H47ZM63 130H64V132H66V133H64ZM100 130H103V131H101L102 133L100 132ZM131 130H132V132H131ZM135 130H136V131H135ZM138 130L141 131V132H143V131H145V130H146V131L144 132V134H142V133L139 132ZM167 130H168V131H167ZM211 130H212V134H210V133H211ZM224 130H227V132L224 131ZM232 130H233V131H232ZM236 130H237L241 135H240L239 133H236V132H237ZM25 131H26V132H25ZM74 131H75V132H74ZM82 131H83V132H82ZM148 131H149V133H148ZM150 131L152 132V135H155L154 133L156 132V135H155L156 137H155V136H152L153 138H154V137H155V138H158V140L163 139V140H162V141H163V145L166 144V145H164V147L166 146V151L164 150L165 153H164V151H161V152H158V153L155 152L154 155H152V156L150 155V156H151L150 158L153 159V162H152V160H150V158H148L149 155H148V157H147V154H148L149 150H148L147 148H145V149L143 150V145H145V144H143V143H144V140L148 138L146 135L149 136V135L151 134ZM157 131H158V133H157ZM174 131H175V132H174ZM178 131H179V132H178ZM195 131H196V132H195ZM197 131H198V132H197ZM229 131H231V132H229ZM235 131H236V132H235ZM241 131H243V132H241ZM245 131H246V132H245ZM7 132H8V134H7ZM12 132H13V134H12ZM14 132H16V134H20L22 137H21L20 135H18V136H19V137H18ZM27 132H28V134H27V137H26V134H25V133H27ZM32 132H34V133H32ZM46 132H47V134H46ZM72 132L75 133V134H74V133H73V134H74V136H75L77 139L74 140V138H73L74 136L72 137V135L70 134V133H72ZM103 132H104V133H103ZM114 132H116V133H115L116 135H117V132H120L121 134H123V136L120 135V133H118L120 136H119V135L115 136ZM135 132H136V133L139 132V133L134 134ZM146 132H147V133H146ZM159 132H161V133H159ZM167 132H168V133H169V132H172V133H169V134H168ZM173 132H174V133H173ZM213 132H214V133H213ZM217 132H218L219 135H217ZM219 132H220V133H219ZM251 132H252V135H250ZM258 132H259V135L257 134ZM30 133H31V135H30ZM35 133H37V134H35ZM40 133H41V134H40ZM43 133H44V134H43ZM50 133H51V134H50ZM57 133L59 134V136H57V135H58ZM63 133H64V134H63ZM90 133H91V134H90ZM112 133H113V134H112ZM127 133H129V134L132 133L135 137H134L132 134H130V135H132V136L129 137V135H128ZM145 133H146V135H145ZM204 133H206V135L209 136L210 138L207 137V136H205ZM227 133H228V136H227ZM229 133H230V135H229ZM231 133H232V134H231ZM235 133H236V135H235ZM244 133H245V134H244ZM34 134L36 135V137H35ZM38 134H40L41 136H37ZM56 134H57V135H56ZM62 134H63V135H62ZM101 134H106L105 136L107 137V139H104V138H106L104 135H103V137H104L103 139H104V140H109V141H111L112 143L107 141V142L109 143V144H108L106 141H102L103 139H101V137H102ZM110 134H111L112 136H110ZM162 134H164V135H162ZM170 134H171V135H170ZM172 134H173V135H174V134H177V135H175V137H177V139H176ZM180 134H182V135H180ZM199 134H198V135H199ZM213 134H215V137H214ZM220 134H222V135H220ZM225 134H226L227 137L225 136ZM242 134H244V135H243L244 137L242 136ZM247 134H248V135H247ZM7 135H8V136L13 135V136H11L13 139L10 137L11 140H13L15 143H16V142L18 143V144H16L17 146L14 145V146H16V147H14L11 151H10V149L7 148V147L10 146V148H12L14 142H13V141H10V138L8 139V136H7ZM28 135H29V136H28ZM61 135H62V136H61ZM136 135H137V138H136ZM140 135H141V137H140ZM142 135L145 136V137H147V138H145V137L142 138ZM158 135H160V139H159V136H158ZM161 135H162L163 137H162ZM166 135H167V136H166ZM169 135H170V136H169ZM233 135H234V136H233ZM237 135H238V137H237ZM253 135H254V136H253ZM14 136H17V138L15 139ZM30 136H31V138H30ZM32 136H34V137H32ZM56 136H57V137H56ZM92 136H91V138H92ZM108 136H109L110 138H109ZM121 136H122L123 138H122ZM127 136H128L131 140H132V139L134 140V142H133V140L131 141V142L133 143V144H132L133 147L130 146V145H131V142H129L130 145H129L128 147H126V148H130V147H131V149H125V146H127L129 143H126L127 145H126V144H123V142L125 143V142H128V141L125 140V141H122V142H121L122 139L124 140V137L128 140V137H127ZM168 136H169V137H168ZM178 136H179V137H178ZM219 136H220L221 139H223V138L225 137V138L223 139V142H224L225 144H224V145H222L223 143L221 144L223 147L218 143V142L221 141L220 138H219ZM222 136H223V137H222ZM245 136H248L247 139H246L247 142H246L245 140H243V139L246 138ZM4 137H2V136L0 137V143H2V141L5 140ZM28 137H29V138H28ZM37 137H39V138L41 137V138L39 139V138H37ZM112 137H115V138L117 137V138L120 139V143H122V144H121V147L119 146L120 143L117 142V141H116L114 138H112ZM133 137H134V138H133ZM150 137H151V136H150ZM150 137H149V138H150ZM161 137H162V138H161ZM165 137H168V138H167V139H164ZM170 137H171V138H170ZM180 137H181V138H185V139L187 138V139H188V140L186 139L187 142H188V141L190 140V138H191V139H192V140H190L191 142L189 141L188 143H192V144H188V145H187L186 142H185V139H181V140H183V142H185V143L181 142ZM228 137H230V138L228 139ZM235 137H237V138H235ZM2 138H4V140H2ZM21 138H22V139H21ZM33 138H34V139L37 138L36 141L33 140ZM68 138H69V140H68V142H66V140H67ZM71 138H73V140H74V141H72V143H71V140H72ZM82 138H83V139H86V140H87V138H88V140L90 139V140H89V143H90V144L88 143V140H87V143H88L87 145H89V146H88L89 148L91 147V148H90L91 150H90L88 147H87L88 149L85 147V146H87V145H85V144H86V141H85V140H82ZM111 138H112V139H111ZM121 138H122V139H121ZM140 138H141V139H144V140H141ZM155 138H154V142L157 140V139H155ZM205 138H206V139H205ZM231 138H234V139L232 140ZM240 138H241V141L239 140ZM17 139H18L19 142H20V141L22 142V143L20 142L21 144L26 143V144H23L25 147H24V146H21V145L19 144V142L17 141ZM20 139H21V140H20ZM23 139H24V140H23ZM28 139H30V140H29V141H30V144L28 143V142H29ZM41 139L43 140V142L41 141ZM61 139H63V138H61ZM70 139H71V140H70ZM78 139H81V141L78 142ZM100 139H101V140H100ZM119 139H118V140H119ZM135 139H136L137 141H136ZM170 139H171V140L174 139V140H175L174 143H173L172 141H169ZM178 139H179L180 142H178ZM207 139H209V141H212L213 144L210 143L209 141H206ZM212 139H213V140H212ZM216 139H217V140H216ZM236 139L239 140V141H237ZM1 140H2V141H1ZM15 140H16V141H15ZM31 140H33L34 142L31 141ZM76 140H77V141H76ZM112 140H115V141L118 143V145H117L116 142L114 143ZM139 140L141 141V143H140ZM165 140H167V141H169V142H171V143L164 142ZM199 140H200V141H199ZM218 140H219V141H218ZM227 140H228L229 142H230V140H232V142H230V143H233L234 145H232V144L230 145V143L227 142ZM252 140H253V141H252ZM8 141H9L10 143L13 142L12 145H7V143L10 144ZM38 141H40V143H41V142H42V143L39 144ZM50 141H51V142H50ZM53 141H54V142H53ZM57 141H58L59 143H58ZM63 141H62V142H63ZM69 141H70V142H69ZM82 141H83V142H82ZM92 141H94V144L96 143L98 146H97V145L93 146L94 144H93ZM100 141H102V142H100ZM129 141H130V140H129ZM138 141H139V142H138ZM194 141H195V142H194ZM198 141L202 143V144L200 143L202 147L199 145V148H201V150H199V148H198V144H196V143H198ZM204 141H206V142H204ZM214 141H215V143H217L216 146H215V144H214ZM233 141H234V142H233ZM235 141H236V142L238 143V145L240 146V147H239L240 150H239V148H237V146L235 147V144H237ZM242 141H243V142L245 141L244 143H245L246 145H244V144L242 143ZM254 141H255L256 144L254 143ZM52 142H53V143H52ZM135 142H137V143H139V144H141V145L143 144L142 146H141V145L139 146V144H138V146H139L138 148L141 149V150H143V151H140V150L137 148V146H135V145L137 144V143H135ZM142 142H143V143H142ZM157 142H158V141H157ZM176 142H177V143H176ZM203 142H204V143H203ZM207 142H209L208 145H207ZM221 142H222V141H221ZM221 142H220V143H221ZM258 142H259V143H258ZM51 143H52V144H51ZM57 143H58V144L61 143V146H60V145L57 146V145H56ZM91 143H92L93 145H92ZM113 143H114V144H113ZM178 143H179L180 146L178 145ZM226 143H227V144L229 143V144L227 145ZM239 143H240V144H239ZM241 143H242V144H241ZM260 143H262V145H260ZM2 144H4V142H3ZM27 144H28V145H27ZM83 144H84L85 146H83ZM111 144H112L113 146H115V144H116V145H117V146H115L116 149H115V148H111L112 146H111V147L109 146V145H111ZM167 144H168V146H167ZM169 144H174V145L176 146V148L178 149V151H179V149L182 147L181 150L179 151L180 154H178V153L176 154V153H175L176 151H174V153H175L176 155H175L174 153H172L169 149H171V148L173 149V147H171L172 145L170 146ZM181 144H182V146H181ZM195 144H196V145H195ZM251 144H253V145H251ZM257 144H259V145L257 146ZM6 145H7V147H6L7 149L5 148ZM41 145H42V146H41ZM51 145L54 146V147H52ZM65 145H66V144H65ZM99 145H100V146H99ZM174 145H173V146H174ZM184 145H187V146L185 147ZM194 145H195V147H194ZM247 145H248V147H246ZM1 146H3V145H1ZM11 146H12V147H11ZM19 146H20V147H19ZM56 146H57V147H56ZM92 146L95 147V149H94ZM122 146H123V147H122ZM175 146H174V147H175ZM227 146H228V147H227ZM229 146H230V148H229ZM231 146H233V147H235V148H233V147H231ZM251 146H252V147H251ZM255 146L258 147V148H256ZM17 147H19V148H17ZM26 147H28V148H26ZM33 147H34V148H33ZM59 147H60V148H59ZM84 147H85L86 149L83 150ZM141 147H142V148H141ZM155 147H156V146H155ZM170 147H171V148H170ZM183 147L185 148V150H184ZM193 147H194V148H193ZM196 147L198 148V150L196 149ZM210 147H211V148H210ZM36 148H37V149H36ZM49 148L52 149V150H50ZM53 148H54V149H55V148H56V149L58 148V149H57V151L54 150V152H53ZM61 148H63V149L65 148V149H64L65 151H66V149H67L68 154L65 155V154L67 153V151H66V153H64L65 151H63V149H61ZM119 148H121V150H120ZM122 148H123V152H122ZM132 148H135V150H137V151L139 150V151L136 152L135 150H132ZM167 148H168V151H170V152L173 154V155H171V156H175V157L172 158L171 156H169L171 153H170V152H167ZM176 148H175V149H176ZM218 148H219V147H218ZM231 148H233V149H235V150H237V151L239 150L238 154H237V152H235V150L233 151V149H231ZM236 148H237V149H236ZM254 148H255V149H254ZM259 148H260V149H259ZM3 149L5 150V153H4V150H3ZM34 149H35L36 152H33ZM114 149H115V150H114ZM117 149H118V150H117ZM124 149H125V150H124ZM164 149H165V148H164ZM172 149H171V150H172ZM177 149H176V150H177ZM191 149H192V150H191ZM204 149H203V151H204ZM214 149H215V150H214ZM241 149H242V150H241ZM249 149H250V150H249ZM253 149H254V150H253ZM46 150H47V151H46ZM48 150H49L51 153H53L52 156L56 153V155H54L53 157H58V156H60V154H62V152H63L64 154H62L63 156L61 155L60 158H61V157L66 158V157H64V155L67 156V157L70 156V157H68V158H70L71 161H70L68 158H66L67 160L64 159V160L67 161V163L64 162L63 158H61L62 160H60L59 157H58L59 159H58V158H56V159L54 158V159H53V158H51V157L49 156V155H51V153L48 154V153H49ZM60 150H61L62 152H61ZM85 150H86V152H85ZM89 150H90V151H89ZM116 150H117V151H116ZM119 150H120V151H119ZM127 150H128V151H127ZM229 150H232V151L230 152ZM243 150H245V151H243ZM256 150H258V151H256ZM259 150H260V152H259ZM6 151H8V152H6ZM9 151H10L11 153L13 152V153H12L13 155H11V153L9 154ZM45 151H46V152H45ZM83 151H84V155H86L85 157H84V155H83V153H82ZM88 151H89V152H88ZM188 151L186 150L185 153H188ZM215 151H216V153H215ZM218 151H219V152H218ZM246 151H247V152H246ZM249 151H250V152H249ZM42 152H43V153H42ZM44 152L47 153V155H48V156L46 155L47 158L50 157V158H48V159H50V161H51V164H50V165L52 166V163L55 161V162L53 163L55 166L53 165L52 167H50L49 165H47V164H49L50 162H49L48 160H46V158H43V156H44V155H43ZM59 152H61V153L58 154ZM77 152H78L79 154H78ZM118 152H119V153H118ZM128 152H129V153H128ZM131 152H132V153H135V152H136V153H135L136 156H133L134 154H132ZM139 152H141L142 154H139ZM145 152H146V153H145ZM184 152H183V153H184ZM197 152H196V153H197ZM208 152H209V154H208ZM213 152H214V153H213ZM217 152H218V153H217ZM226 152H227V154L229 153V154H228L229 156H227ZM241 152H242V153H241ZM245 152H246V153H245ZM251 152H252V153L255 152L256 154H255V153L252 154ZM257 152H259V153H261V154H259V153H257ZM15 153H16V154H15ZM32 153L35 155V158H34V155H33ZM75 153H76V154H75ZM88 153H89V154H88ZM143 153H145V155H143ZM156 153H157V154H160V153H161V155L163 154V156L166 155V154H168V155H166V156L168 157V162H169V160H170L169 158H172V159H171L172 162H173V163L176 162V163H174V164L176 165L177 168H180V169L177 170V168H176L175 166L173 167V165H172L173 163H172L171 161L169 162V165H170V163H172V164H171V165H172L171 168H173V169H170V167H169V165H168V162H165V161H166V159H165L166 156H164V157H163V156H162V157H159V155L157 156ZM169 153H170V154H169ZM185 153H184V154H185ZM230 153H232V155H231ZM235 153H236L237 155H234V156H235V157H234L233 154H235ZM3 154H1V155H2V158H1V155H0V160L2 159V162H4V161L7 162V161H9V160L6 161V159H10V158L8 157V155L5 156V155H6V154H5V155H4L5 158H4V157H3ZM37 154H38V156H37ZM81 154H82V155H81ZM117 154H119V155H117ZM155 154H156V155H155ZM215 154H216V155H215ZM220 154H226V156H225V155L219 156V157H222V158H223V159L221 158V161H222V162H220V164H219V163H218V160H220V159H218L217 156L220 155ZM239 154H240V155H239ZM241 154H242V155H241ZM244 154H245V155H244ZM246 154H247V155H246ZM258 154H259L260 156H258ZM32 155H33V157H32ZM39 155H40V156H39ZM57 155H58V156H57ZM76 155H78L77 158H75ZM87 155H89V156H88L89 158H86ZM126 155H128V156H126ZM161 155H160V156H161ZM178 155H181V156H178ZM211 155H212V156H211ZM214 155H215L216 157H214ZM256 155H257L258 157H257ZM25 156H23V157L25 158ZM27 156H26V158H27ZM46 156H44V157H46ZM71 156H72V158L74 157V160H76L78 163H77L76 161L72 160ZM79 156H82V158L84 157L83 159H84L85 161H84V160H81L82 158L80 157V161H81V163H83V164H81L80 161L77 160V159L79 158ZM90 156H91V157H90ZM92 156L94 157V159H91V158H93ZM130 156H131V157H130ZM137 156H139V158H140V157H141V158L139 159V158H137ZM153 156H154V157H153ZM223 156H225V157H227V158H225V157H223ZM231 156H233V157H231ZM238 156H240V157H238ZM241 156H242V157H241ZM245 156H246V158H245ZM6 157H7V158H6ZM18 157H16V158L18 159ZM37 157H38V158H37ZM135 157H136V160L133 159V158H135ZM146 157H147L148 159H146ZM213 157L216 158L214 161L212 160V159H214ZM253 157H254V158H253ZM259 157H260V158H259ZM261 157H262V159H261ZM3 158H4V159H3ZM12 158H13V157H12ZM12 158H11V159H12ZM16 158H13V159L15 160ZM26 158H25V159H26ZM39 158H40V159H39ZM143 158H144V159H143ZM154 158H155V159H154ZM156 158H158V159H157V162L154 163V160H156ZM160 158H161V160H159ZM162 158H164L165 161H164V160L162 161ZM174 158H177V159L180 158V159H179V161H178L177 159H176V161H173V160H175ZM229 158H230V159L232 158L231 160L233 161V163H231L232 161H229ZM237 158H238V161H239V162L236 164V162H235L234 160H237ZM239 158L242 159V161H241ZM250 158H251V161H249ZM17 159H16L15 161L12 160V161H14L13 164H16ZM21 159H23V158H20V160H21ZM27 159H28V158H27ZM31 159H32V160H31ZM36 159H37V160H36ZM41 159L44 160L43 164L41 163V162H42ZM52 159H53L54 161H53ZM57 159H58L59 162L57 161ZM86 159H87V160L91 159V161L89 160V163H90V162H92V163H91L90 165H89V163H88L87 166H86V164H85V166H83V165H84V162H86V163L88 162V161H86ZM137 159H138V160H137ZM217 159H218V160H217ZM224 159H227L228 162H230V163H229L230 166L228 165V163L226 164L227 160H225V161H226V162H225ZM246 159H248V160H246ZM252 159H255V161L253 160V162H252ZM256 159H257V160H256ZM258 159H259L260 161H259ZM34 160H35V161H34ZM134 160H135V161H134ZM146 160H147V162H146ZM180 160H181V162H180ZM33 161H34L35 163H33ZM37 161H40V162H39V163H41L40 166H39V164H38ZM62 161L65 163V165H67V167H64V164L61 165V164L63 163ZM144 161H145V162H144ZM148 161H151L153 164H152L151 162L148 163ZM160 161H161L162 163H167L168 166H162V163H160ZM191 161H192V160H191ZM216 161H217V162H216ZM223 161L225 162V165H224V166L222 165V164L224 163ZM243 161H244V162H243ZM247 161H249V162H247ZM256 161H257V162H256ZM5 162H4V163H5ZM9 162H10V161H9ZM31 162H32V163L34 164V166H36V167H34L33 164H32ZM47 162H49V163H47ZM61 162H62V163H61ZM69 162H71V163H69ZM73 162H76V164H77V166H78L79 169H78L77 167H75L76 165H73ZM158 162H159L161 165H159ZM178 162H180V163L178 164ZM183 162H184V161H183ZM234 162H235V163H234ZM258 162H259V163H258ZM4 163H3V165L7 164V163H5V164H4ZM10 163H11V164H10ZM10 163H9V165H8V164H7V165L11 167V165H13V164H12V162H10ZM36 163L38 164L39 167H37V164H36ZM56 163H57V165H58L59 163H61V164H59V166H57L58 168L56 167ZM68 163H69V166H68ZM79 163H80V164H79ZM156 163H157V165H156ZM215 163H216V164H215ZM217 163H218L219 165H217ZM242 163H243V164H242ZM246 163H248V164H246ZM31 164H32L33 167L31 166ZM44 164H45V165H44ZM74 164H75V163H74ZM232 164H233V165L236 164V165H235L236 167L233 166ZM244 164H246V165H244ZM249 164H250L251 167L249 166ZM254 164H255V165H254ZM258 164H259V166H258ZM42 165H44V166H42ZM46 165H47V168H51V169H48V170L45 169V168H46ZM60 165H61V166H60ZM88 165H89V167H88ZM178 165H180V167H179ZM194 165H195V164H191V166H194ZM252 165H253V166H252ZM261 165H262V166H261ZM0 166H2V163L0 164ZM8 166H6V165H5V166H2V169H1V167H0V170H1L0 173L4 174V173L6 172V174H9V176H12V175H10V172L8 173L9 170H12V171H11V173L13 172L12 174H15V172L17 171V172H18V175L21 174V175H23V177L26 176V178L23 179L22 177H20L21 175H19V176H18L17 174H16V176L14 175V180H15V181H13V182L15 183V182L17 181V184H16V183L14 184L15 188H17V185L19 186V184H18L19 182L21 183V181H23V180H26V181H27V178H29V176H28L29 174H28V175L26 174V173H27V171H26L27 168H26V167H25V169H26L25 171H26V172L24 171V173H25V175H24V173H22L23 170L21 169V167H19V165H18V166H17V164H16V165H13V166H12L13 168L11 167L12 169H11L10 167H8ZM30 166H31L33 169H32ZM79 166H82L85 170L81 169L82 167L80 168ZM188 166H187V167H188ZM255 166H256V167H255ZM4 167H8V169H7V168L4 169ZM14 167H15V169L18 167V168H20L22 171H21L20 169H18V168H17V170L15 171ZM43 167H44V168H43ZM55 167H56L57 169H56ZM59 167H60V169H59ZM61 167H62V169H63L62 172H61ZM63 167H64V168H63ZM166 167H167V168H166ZM168 167H169V168H168ZM194 167H197V165H195ZM198 167H200V166L198 165ZM198 167H197V168H198ZM221 167H220V168H221ZM253 167H254V168H253ZM9 168H10V169H9ZM34 168H35V169H34ZM36 168H37V169H36ZM54 168H55V169H54ZM181 168H182V169H181ZM188 168H189V167H188ZM247 168H248V169H247ZM256 168H258V170H259L260 172H262V173H261L262 175L259 174L260 172H258V171H257V172H258V175L255 174V173H256V172H255V171H256ZM23 169H24V168H23ZM52 169H53V170H52ZM64 169H65V170H64ZM73 169H74V170H73ZM163 169H166V170L168 169V172L171 173V174L166 173V170H165V172H164ZM174 169H175V170H174ZM253 169H255V170H253ZM2 170H3V171H2ZM4 170H5V171H4ZM6 170H8V171H6ZM13 170H14V171H13ZM18 170H19L20 172H19ZM30 170H31V171H30ZM41 170H40V171H41ZM43 170H42V172H43ZM46 170H47V171H46ZM96 170H97V171H96ZM170 170H171V171H170ZM183 170H184V169H183ZM191 170H192V168H191ZM219 170H220V169H219ZM244 170H246V172H247V170H248V171H249V172H247L248 174H246ZM40 171H38V172H40ZM68 171H69L70 173H69ZM95 171H96V172H95ZM220 171L222 172V170H220ZM253 171H254V173H253ZM3 172H4V173H3ZM97 172H98V173H97ZM180 172H178V173H180ZM241 172H242V173H241ZM251 172H252L253 174H255V175H253ZM40 173H41V172H40ZM40 173H38V174H40ZM55 173H54L53 176L57 177L58 175H56ZM63 173H64V174H63ZM78 173H79V175H78ZM100 173H101V174H100ZM163 173H166V174L164 175ZM173 173H174L175 175H174ZM222 173H224V172H222ZM243 173L246 174L247 176L244 175ZM41 174H44V173H41ZM47 174H48V173H47ZM94 174H95V175H94ZM96 174H98V175H96ZM162 174H163V175H162ZM0 175H1V174H0ZM34 175L37 176V174H34ZM80 175H81V176L83 175V176H85V177H81V178H80V177H79ZM100 175H101V176H100ZM136 175H137V176H136ZM148 175H149V176H148ZM150 175H152V177H151ZM160 175L163 176V180H162V177H161ZM248 175H250V176H248ZM252 175H253V176H252ZM256 175H257V176H256ZM3 176L5 177V175H2V178H4ZM17 176H18V177H17ZM39 176H40V177H39ZM39 176H37V178H41V177H42L41 175H39ZM48 176L53 177L52 175H50V173L48 174ZM77 176H78V177H77ZM94 176H95V177H94ZM98 176L100 177V179H99ZM134 176H136V177H138V178H134ZM155 176H158V177L155 178V181H154V182H153V180H154V179H153V180H152V183H146V182L144 181V180H146V178L150 177V178H148L149 180H148V179H147V180H148L149 182H151L150 180H151L152 178H154ZM164 176H165V177H164ZM168 176H169L170 178H168ZM171 176H172V178H171ZM174 176H176V177H174ZM0 177H1V176H0ZM15 177H16V178H15ZM19 177H20L21 179H23V180L20 179V180L18 181ZM92 177H93V179H94V178H95V179L93 180ZM118 177H120V178H118ZM237 177H238V179H239V178L243 179L242 177H239V176H237ZM251 177H252V178H251ZM2 178H0V179H2ZM49 178H50V177H49ZM66 178H68V179H66ZM86 178H89V179H87V182H85V181H86ZM96 178H98V179L101 180V181H98L99 183H97V181H96L97 179H96ZM101 178H104V181H103V179H101ZM110 178H111V179H110ZM112 178H113V181H114V182L112 181ZM116 178H118V179H116ZM125 178H126V179H125ZM139 178H140V179H139ZM141 178H145V179L143 180V179H141ZM164 178H165V179H164ZM167 178H168V180H166ZM173 178H174V179H173ZM253 178H255V179H253ZM5 179H7V176L5 177ZM5 179H2V180L4 181ZM42 179H43V177L41 178V184H42ZM57 179H58V180L60 179L59 181H61V178H60V177H57ZM82 179H83V180H82ZM84 179H85V180H84ZM91 179L93 180V182H94V181H96V182H94V183H90V182L92 181ZM105 179H107V180L105 181ZM108 179H109V180H108ZM134 179H135V180H134ZM138 179H139V180H138ZM169 179H170V180H169ZM171 179H173V180H171ZM250 179H253V180L250 181ZM43 180H44V179H43ZM67 180H68V181H67ZM69 180H70V182H69ZM71 180H72V181H71ZM88 180H91V181H88ZM119 180H120V181H119ZM128 180H129L130 182H134L135 187L133 186L134 184L128 182ZM131 180H132V181H131ZM141 180H143V182H142ZM180 180H181V177H180ZM239 180H240V179H239ZM0 181H1V180H0ZM38 181H40V180L37 179V182H35L37 185H38V183H40V182H38ZM109 181H110V182H109ZM117 181H118L119 183H121V184H119ZM135 181H137V182L135 183ZM148 181H147V182H148ZM165 181H167V182H169V183H170V181H174V182H171L170 184L168 183V184H169V185H168L167 182H165ZM243 181H244V180H243ZM243 181H241V182H243ZM245 181H244L243 183H246ZM249 181H250V182H249ZM252 181H253V182H252ZM6 182H7V181H4L5 186H8V184H6ZM13 182H12V183H13ZM44 182H46V181H44ZM44 182H43L42 186L45 184ZM48 182L50 183L51 181L48 180ZM48 182H46V184L44 185V187H45L46 185L49 187ZM62 182H61V183H62ZM82 182H84V183H82ZM101 182H102V185H104V188H103V186L101 185ZM103 182H105V183L109 182L110 184H113V186H111L109 183H108L109 186H107V184H104ZM122 182H123V183H122ZM124 182H127V183H124ZM140 182H141V183H140ZM63 183H64V182H63ZM81 183H82V184H81ZM86 183H89V185H88L87 188H86V186H87ZM95 183H96V185H94L95 188H92V187H93L92 184H95ZM114 183H116V184H114ZM117 183H118V184H117ZM128 183H129V184H128ZM138 183H140V184L143 186V188L140 187L141 185L139 184V185H140V186H139ZM143 183H144V184H143ZM145 183H146V184H145ZM164 183H166L167 185H165ZM175 183H174V184H175ZM178 183H179V182H177L176 184H178ZM251 183H250V184H251ZM1 184L4 185L3 182H2V183L0 182V185H1ZM10 184H11V183H10ZM36 184H33L34 187L37 186ZM64 184H65V183H64ZM84 184H85L86 186H85ZM98 184L100 185V187H99ZM130 184H131V185H130ZM147 184H148V185L150 184L149 186H150L151 188H150ZM174 184H173V185H174ZM2 185H1L0 187H2ZM125 185H124V186H125ZM251 185H252V184H251ZM5 186H3V188H2L1 190H3V189L5 188ZM11 186H12V185H11ZM82 186H83V187H82ZM90 186H91V187H90ZM96 186H97V187H96ZM132 186H133V187H132ZM138 186H139V187H138ZM152 186L155 187V186H158V185L155 184V185H152ZM34 187H32L33 190L31 189L32 192L35 191ZM39 187H40V188L38 189V191L41 192V193H38V191H35V192H37V193L40 194V195L43 194V196H44L45 193H44L43 191H40V190H41V188H42V190H45L46 187H45V188H44V187H41L40 184H39ZM84 187L86 188V191H85ZM98 187H99V188H98ZM105 187H106V190H104ZM110 187H111V188H110ZM122 187H123V186H122ZM145 187H147V188H145ZM165 187H166V188H165ZM11 188H14V187L12 186ZM11 188H10V189H11ZM15 188H14V190H15ZM37 188H38V186L36 187V189H37ZM43 188H44V189H43ZM50 188H51V187H50ZM71 188H72V191H70ZM73 188H75V189H73ZM81 188H82L83 191H82V190H79V189H81ZM96 188L98 189V191L96 190L97 193H96V191L94 190V189H96ZM100 188H101V189H100ZM133 188H134V189H133ZM135 188H137V189H139V188L141 189V188H142V189H141L142 191H140V190H139V191H136L137 189L135 190ZM157 188H158V189H157ZM5 189H7V191L10 190L9 187H8V188L6 187ZM5 189H4V190H5ZM46 189H49V188H46ZM66 189H67V188H66ZM68 189H67V191H68ZM76 189H78V190H76ZM89 189H91V190L93 189V190L95 191V193H94V191L92 190L93 193H94V195H93L92 191L89 190ZM107 189L110 190V191H108ZM147 189H148V190H147ZM152 189H153V190H152ZM162 189H163V190H162ZM4 190H3V191H4ZM12 190H13V189H11V190L9 191L10 193L8 192V194H11V192L13 193V192H17V191H19L18 188L16 189V191H14V190L12 191ZM29 190H30V188H29ZM31 190H30V192H29L30 194H28V195L26 196L27 199L25 198V199L23 200L24 202H26L25 200L28 201V198H29L28 196H30L31 193H32ZM88 190H89V192H91L90 194H89V192H87ZM5 191H6V190H5ZM103 191H104V195L102 196ZM107 191H108V192H107ZM131 191H135V192H134L135 195H133L134 193L131 192ZM165 191H166V190H165ZM1 192H2V191H1ZM35 192L32 193L33 196H34ZM69 192H68V193H69ZM125 192H126V191H125ZM138 192H139V193H138ZM142 192H143V193H142ZM146 192H145V193H146ZM18 193H19V192H17L16 194H18ZM107 193H109V194H107ZM152 193H153V192H152ZM152 193H151L150 195H153ZM1 194H3V193H1ZM38 194L35 196L36 199L38 198V197H37ZM136 194H137V195H136ZM40 195H39V196H40ZM87 195H89V197H88ZM115 195H116V196H115ZM7 196H8V195H7ZM7 196H4L5 198L1 197V198H3L1 201H3V200L6 201V200H7V199H6ZM9 196H11V195H9ZM12 196H14V193H13ZM16 196H18V195H16ZM33 196H30V198L33 197ZM112 196H113V199H112ZM114 196H115V198H117L118 200L114 199ZM83 197H81V198H83ZM103 197H104V198H103ZM135 197H134V198H135ZM30 198H29V200H30ZM35 198L31 199V201H28V202L30 203V204L28 205V206H30V208H28V207L26 206L28 209H33L34 207H36L35 204H38V206H39V203L34 202ZM39 198H40V197H39ZM71 198H72V197H71ZM97 198H98V199H97ZM99 198H103V200H101V199H99ZM9 199H12V198L9 197ZM67 199H68V197H67ZM67 199H65V197H64V200H67ZM12 200H14V199H12ZM12 200H10L9 202H11ZM99 200H101V201L99 202ZM109 200H110V202H109ZM111 200H113L112 203H111ZM114 200H116V201H114ZM35 201H37V200H35ZM39 201H40V199L38 200V202H39ZM82 201H81V202H82ZM90 201H91V202H90ZM28 202H26V203L28 204ZM32 202H34L35 204H34L33 207L31 208V203H32ZM68 202H70V200H68ZM68 202H66V203H67V204H70V203H68ZM89 202H90L92 205L89 204ZM106 202H107V203H106ZM113 202H114V203H113ZM115 202H116V203H115ZM2 203H3V202H2ZM4 203H6L8 206H10V205L8 204V202H4ZM4 203H3V205L5 206ZM11 203H12V202H11ZM26 203H25V205H27ZM110 203H111V206H109ZM32 204H33V203H32ZM67 204H65L64 206H66ZM88 204H89L91 207H90ZM107 204H109V205L106 206ZM113 204H115V205L113 206ZM11 205H13V204H11ZM23 206H24V204H23ZM67 206H70V205H67ZM93 206H94V207H93ZM99 206H100L101 208H100ZM10 207H11V206H10ZM95 207H97V208H95ZM23 208H24V207H23ZM96 209H97V210H96ZM95 211H96V213L98 214V216H97V215L95 216V214H96ZM98 211L100 212V215H99ZM9 213H11V215L9 214L8 217L13 215L12 212H9ZM8 217H6V220H7V221H8V219H7ZM3 220H4V219H3ZM6 220H5V221H6ZM9 220H11V219L9 218ZM93 221H94V219H93ZM95 222L97 223V221H95ZM105 222H106V221H105ZM98 223H99V221H98ZM98 223H97V224H98ZM24 227H25V228H24ZM18 228H20V230L17 229V232H18V230H19L20 233H17V234H19V236H18V235H17V236L19 237L20 241L23 242V240L25 239L24 237H27V236L29 237L28 229H26L27 226H24V225L22 224V227L19 226ZM21 228H23V229H25V230L27 231V232L24 231L25 233L22 231V232L25 234L24 237L21 235V233H22L21 230H23V229H21ZM77 228H78V227H77ZM76 232H77V231H76ZM79 233H80V231H79ZM24 234H23V235H24ZM26 234H27V235H26ZM81 235H82V234H81ZM17 236H16V238H18ZM20 236H21V237H20ZM28 237H27V239H25L26 241L29 240ZM83 237H84V236H83ZM23 238H24V239H23ZM85 238H86V235H85L84 239H85ZM25 240H24V242H25ZM81 241H82V240H81ZM16 242H17V241H16ZM79 244H80V243H79ZM30 248H31V247H30ZM31 249H32V248H31ZM89 250H90V249H89ZM28 251H33V249H32V250L29 249ZM33 252H34V251H33ZM89 252H91V251H89ZM29 253H30V252H29ZM31 254H32V253H31ZM160 260H161V259H160ZM8 262H9V264H11V263H12V264H15V263L17 264V262H14V263H13V261H8ZM169 264H171V262H170Z\"/></svg>","mask_w":264,"mask_h":264}]
</instances>
